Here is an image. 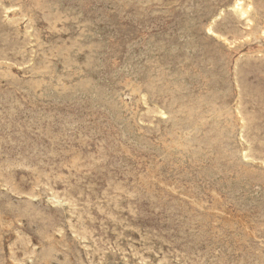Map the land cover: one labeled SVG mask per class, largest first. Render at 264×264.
<instances>
[{"label":"rangeland","instance_id":"obj_1","mask_svg":"<svg viewBox=\"0 0 264 264\" xmlns=\"http://www.w3.org/2000/svg\"><path fill=\"white\" fill-rule=\"evenodd\" d=\"M17 1H19V2H17ZM36 1L37 0H22V1L21 0H0V64H1L0 65L1 66L0 67L1 71L0 72H2V73H0V77H1L0 78V84H1L0 85V99H1L0 100V106H1L0 107V119H1L0 120V155H1L0 156L1 157L0 158V162H2L1 163L2 165H0V167L2 166L0 168V171L2 173V174L0 173V199H2V200H0V202H1L0 203V211H1L0 212V214H1L0 215L1 216L0 217V223H2V224H0V231H3V232H0V238L2 239V240L0 239V244H1L0 245V249L2 248L0 250V252H1V254H0V262L2 261V264H10V263L11 264H15L17 262H18L17 264H39V263L40 264H61V263L62 264H90V263L91 264H104V263L105 264H142V263L143 264H195V263L196 264H198V263L199 264H207L206 262L208 261V264H226V263L227 264H240V261L242 260L241 264H257V263L258 264L259 263L264 264V259L263 260L261 259L262 257L264 258V250H263L264 249V198H263L264 197V189H263L264 188V177H263L264 173H262V172H264V168H263L264 167V88H263L264 87V73H262V71L264 72V57H263V55H264V47H263L264 46V41H263L264 38L263 39H256V42H254L255 38H253V37L251 38V40L247 39L246 33L248 31L247 30L248 27L244 24V22L241 19L237 18V16L235 14H233V12L230 9L227 8V6L229 5V3L232 0H217V1L210 0V4L208 3L209 0H201V1L200 0H195V2L192 0L195 4L193 2H191V0H169V1L167 0V2H166V0H164V1L163 0H147V1L146 0H125V1L124 0H107V1L106 0H76V1L75 0H73V1L72 0H69V1L68 0H51V2H50V0H43V1L42 0H38L37 4H36ZM173 1H175V3ZM178 1H179V4L181 2L180 5L176 3ZM184 1H185V5H183ZM254 1H255L256 5H257V9L259 8L258 9V14H259V18H260V23H264V3L262 4V2H264V1L263 0H261L262 2L260 0H254ZM198 2H199V4H198ZM212 2H213V4H211ZM52 3H53V5H55L54 7H53ZM14 6H16V7H14ZM27 6H28V8H27ZM35 6L36 7L38 6L40 9L38 7H37L38 8L37 9ZM78 6H79V8H78ZM177 6H178V8H177ZM12 7H14V8H12ZM19 7H20L21 11L18 10ZM90 8H91V11H90ZM107 8L110 9V10H108ZM201 8H203V9H201ZM11 9L13 11H9ZM111 9L112 10L114 9V10L112 11ZM166 9H169V10L166 11ZM107 10H108V12H107ZM209 10L211 11V14H210ZM220 10H225L224 15L221 16V17L218 16ZM168 11H170V12H168ZM48 12H49V14H48ZM191 12H193V14ZM189 13H191V14H189ZM29 14H31V15H29ZM54 14H56L58 17L56 15H54ZM4 15H6V16H4ZM25 15H27V18H26ZM145 15H147V17ZM202 15H204V17ZM24 16H25L26 19H24ZM100 16H103V17H100ZM216 16H218L219 18L218 17L216 18ZM11 17L15 19V24L16 25H14V21H13L14 19L12 20ZM75 17L77 18V20H76ZM118 17H119V19H118ZM182 17H183V20L180 19ZM184 17H185V19H184ZM8 18L10 20H8ZM42 18L45 19V21ZM59 18H60L61 21H59ZM65 18H67V20ZM109 18H112V19H109ZM195 18H198V19L195 20ZM210 18H211V20H210ZM30 19H32V20H30ZM46 19H48V20H46ZM53 19H54V23L52 22ZM63 19H64V21H63ZM188 19H189V21H188ZM177 20H178V22H177ZM186 20H187V22H186ZM214 20H215L214 27H215V30L217 31V34L220 35V38H217L216 36L209 34L208 31H207V25L210 22L214 21ZM25 22H27V23H25ZM32 22H33V24H32ZM184 22H186V23H184ZM192 22L194 24L195 23L196 24L194 25ZM52 23L55 24V26ZM78 23H79V25H78ZM48 24H49V26L50 25L51 26L49 27ZM174 24H175V27L177 29L174 27ZM179 24H182L183 28ZM192 24L194 26H192ZM112 25H113V27H112ZM178 25H179V27H178ZM184 25H186V26L184 27ZM198 25L200 26L199 28H198ZM95 26H97V27H95ZM99 26L100 27L102 26L104 28H100ZM61 27L63 28V30H62ZM159 27L160 28L162 27L161 30H160ZM205 27H206V30H205ZM30 28H32V31H31ZM53 28H55V29H53ZM56 28L57 29L60 28V29L57 30ZM65 28H66V30H65ZM81 28H85V29H81ZM104 29L109 34H107L104 31ZM110 29H111V31H110ZM149 29L151 31H149ZM197 29L199 30V32H195V31H198ZM200 29H201V31H200ZM16 30H19L21 34H19L18 33L19 31H16ZM23 30H24V32H23ZM25 30H27V31L25 32ZM33 30H34V32H33ZM36 30H39L41 32L36 31ZM95 30H96V32H95ZM168 30H170L172 32H169ZM129 31H131V32H129ZM160 31H161L162 34L159 33ZM188 31H191V34ZM168 32H169V34H167ZM174 32H177V33L179 32L178 33L179 35L177 33H174ZM25 33L27 34V36H26ZM115 33L118 34V35H116ZM240 33H242V34H240ZM37 34H39L38 37H37ZM82 34H84V35H82ZM87 34H89V36L91 35V36H94V37L93 38L92 37L88 38L89 36ZM95 34H96V36H95ZM174 34H175V36H174ZM188 34H190V35L187 36ZM205 34H207V35H205ZM23 35H24V37H23ZM146 35H148V36L146 37ZM162 35L163 36H167L168 35V37L170 39L166 40L167 37L165 39ZM201 35H203L204 37L201 36ZM30 36H31V38H30ZM83 36H85L84 39H86V40L88 39V40L87 41L83 40ZM108 36H109V38H108ZM111 36H113V37H111ZM157 36H160L161 38L157 37ZM185 36H186V38H185ZM140 37H141V39H140ZM177 37H179V38H177ZM187 37L190 39L189 41H188ZM206 37H208L210 39H208ZM100 38H102V39H100ZM112 38H114V39H112ZM171 38L173 39V41L171 40ZM202 38H204V39H202ZM137 39H139V40H137ZM164 39H165V41H164ZM89 40L90 41L92 40L93 42L91 43ZM129 40H132V43ZM141 40H142V42H140ZM193 40H194V42H192ZM207 40H209L210 42L207 41ZM248 40H249V42H248ZM260 40H262V41H260ZM152 41L155 42L156 44H153ZM167 41H168L169 47L166 48V46H168V44H166ZM190 41H191L192 44H190ZM214 41L216 42V44H215ZM258 41H260V42H258ZM32 42H33V44H29V43H32ZM35 42H37V43L35 44ZM129 42L131 43V45H130ZM148 42L149 43L151 42L150 43L151 45L153 44V45H155L157 47H154L153 45L151 46ZM162 42H164V43H162ZM176 42H177V44H176ZM184 42H185V44H184ZM186 42H188L189 44L186 43ZM241 42H242V45H240ZM40 43H42V44H40ZM86 43L89 46H87ZM103 43H105V44H103ZM113 43L117 44V45H114ZM124 43L127 44V45L126 44L125 45L129 48V50H128V48H126ZM128 43H129V46H128ZM133 43L136 44V45H134ZM143 43L145 44V46H144ZM161 43H162V45H161ZM172 43H173V45H172ZM257 43H260V44L258 45ZM45 44H46V46H45ZM148 44H149V46H148ZM163 45H165V47ZM205 45H207V46H205ZM137 46H139V47H137ZM170 46H172V47H170ZM209 46H210L211 49L209 48ZM211 46L212 47L214 46V47L212 48ZM90 47H93V48H90ZM147 47L148 48L150 47V49L151 48H153V49L149 50ZM182 47H183V49H182ZM56 48H57V50H56ZM77 48L79 49V51H76V50H78ZM159 48H160V51H161L162 48L163 49L165 48V49L164 50L162 49V51L160 52ZM175 48H176V50H175ZM247 48L248 49L250 48V51H248ZM37 49H38V51H37ZM187 49H188V51H187ZM193 49H195V50H193ZM215 49H217V50H215ZM228 49H230L232 51H230ZM31 50L34 51V52H32ZM35 50H36V52H35ZM43 50L44 51L47 50V51L44 52ZM53 50H55V51L53 52ZM127 50H128V52H127ZM131 50H132V52H131ZM144 50L146 52H144ZM169 50H171V51H169ZM196 50H198V51H196ZM89 51H90V53H89ZM168 51L171 52V53H169ZM184 51L185 52L187 51L186 52L187 55L185 54ZM189 51H190V53H189ZM191 51H193V52L191 53ZM211 51H213V52H211ZM221 51H222V53H221ZM245 51H246V53H245ZM4 52H7V53L4 54ZM46 52H47V55L45 54ZM75 52H77V53H75ZM100 52H102V54H104V53L105 54L102 56V54H100ZM249 52H250V54H249ZM87 53H88V55H87ZM118 53H120V54H118ZM139 53H140V55H139ZM165 53H167L168 55L165 54ZM204 53H205V55H204ZM206 53L207 54L208 53L209 54L212 53V54L211 55H209V54L207 55ZM257 53H258V55H257ZM259 53H260V55H259ZM33 54H34V56H33ZM36 54H37V56H36ZM74 54H75V56H74ZM79 54H81V55H79ZM89 54H91L92 56L89 55ZM124 54H125V56H124ZM191 54H193V55H191ZM238 54H242V55L239 56ZM51 55H52V58H51ZM70 55H72V56L70 57ZM94 55H96V56H94ZM163 55H165V56L163 57ZM44 56L47 57V59ZM65 56H67V57H65ZM126 56L129 57V58H127ZM130 56H131V58H130ZM142 56L143 57L146 56V57L143 58ZM157 56H158V59H157ZM172 56H174V57H172ZM73 57H74V59L72 60ZM87 57H89V58H87ZM185 57H186L187 60L185 59ZM192 57L196 58V59H193ZM54 58H56V59L54 60ZM122 58H123V60H122ZM164 58H165V60H164ZM235 58H237L236 61H235ZM133 59H134V62H133ZM149 59H151V60H149ZM217 59L218 60L220 59V60L218 61ZM92 60H93V62H92ZM104 60H105V62H104ZM157 60L159 62V63L157 62L158 64L155 62ZM166 60H168V61H166ZM85 61H88V62L86 63ZM95 61L97 63H95L93 65V63ZM127 61H128V66H127ZM149 61L152 62V63H150V65H149ZM171 61H173L174 63L171 62ZM225 61H227L226 62L227 65H226ZM8 62H10V64ZM81 62L85 63V65L87 64V67H86L87 69H84L85 65L83 63H82L83 65H81L80 64ZM160 62H162V63L160 64ZM166 62H167V64H166ZM178 62H179V64H177ZM210 62L212 64H210ZM260 62H261V65H260ZM47 63L48 64L50 63L48 67H47V65H48ZM73 63L74 64L76 63L75 64L76 66L73 65ZM155 63H156V65H155ZM172 63L174 64V66H173ZM228 63H230V64H228ZM134 64H135V67H134ZM163 64H164V66H163ZM165 64L168 65V66L170 65V66L166 67ZM193 64H194V66H193ZM25 65L26 66L28 65V66L26 67ZM131 65H132L133 68L130 67ZM158 65H159V67H158ZM171 65L173 67H176V68L173 69V67ZM190 65H192V68L193 67H195V68L191 69ZM228 65H229V67H228ZM253 65H255V66H253ZM6 66L7 67L9 66V68H7ZM42 66H43V68H42ZM139 66H140V68H139ZM181 66H183V68ZM220 66H223V67L221 68ZM14 67H15V69H14ZM20 67H22V68L20 69ZM39 67H41V68H39ZM45 67H47V68L45 69ZM99 67L102 68V69H100ZM144 67H146L145 70H144ZM170 67H172V68H170ZM216 67H218V68H216ZM255 67L257 69H255ZM35 68L38 69V70H36ZM75 68H76V70H75ZM151 68H152V70H151ZM5 69H6V71H8V69H9V71L7 72L8 73L7 75L5 74L6 73ZM29 69H31V70H29ZM39 69H41L43 71L41 72V70L39 71ZM114 69H116V70H114ZM137 69H138V71H137ZM171 69H173V70H171ZM179 69H181V70H179ZM182 69H184V70H182ZM194 69H196L195 70L196 72L195 71L193 72ZM199 69H202V71H200ZM230 69H231V71H230ZM88 70H90V71H88ZM162 70H163V72L165 71L164 73L166 75L164 73H162ZM166 70H167V72H166ZM223 70H224V72H222ZM57 71H59V72L57 73ZM76 71H78V73H75ZM120 71H122V72H120ZM146 71H148V72H146ZM185 71H187V73ZM254 71H255V73H254ZM36 72H37L38 76L40 75L39 77L35 74ZM65 72H67V73H65ZM79 72H80V74H79ZM129 72H130V74H129ZM172 72L173 73L174 72H176V73L178 72L179 74L178 73L177 74L174 73V75H176V77H178V78H176L175 76L173 77V75H171V74H173ZM250 72H252L254 74H252ZM31 73H34V74L32 75ZM193 73L195 74L194 76H193ZM11 74H13L12 77H11ZM47 74L49 76H51V77L49 78V76H47ZM77 74H78V76H77ZM100 74H103V75H100ZM108 74L110 76H108ZM140 74H141V76H140ZM162 74H164V75H162ZM190 74H192V75H190ZM4 75H6L8 77V79H6L7 77L4 76ZM9 75H10V77L12 79L14 78L11 82H10L11 78L9 77ZM62 75L63 76L65 75V76L62 77ZM127 75H129V76H127ZM142 75H143V77H142ZM169 75H170V77H168ZM179 75H181V76L183 75L182 77H184V78H182L180 76V78H181L180 79ZM213 75H214V77H213L214 79L212 78ZM14 76H16L17 79ZM32 76H35V77H32ZM56 76H58V77H56ZM97 76H98V78H97ZM159 76H161L160 79H159ZM165 76H167L168 78H166ZM76 77L77 78L79 77V78L77 79ZM127 77H130V78H127ZM157 77H158L159 80L157 79ZM189 77L190 78L192 77V78L189 80ZM200 77H201V79H200ZM220 77L221 78L223 77V80ZM28 78H30V79H28ZM55 79L56 80L58 79L59 83ZM79 79L81 80V82H82V80L84 81V82H82L83 84H81ZM97 79H99V81ZM102 79H103V81H102ZM134 79H136V80H134ZM154 79H156V80H154ZM161 79L164 80L163 83H162ZM235 79L237 80V83L235 82ZM90 80H91V82H89ZM96 80L98 82H100V83L98 84V82H96ZM172 80L174 81V83H173ZM186 80H189V82L186 81ZM205 80L206 81L209 80L208 83H204V82H206ZM217 80H219V81H217ZM249 80L251 82H248ZM252 80H254V81H252ZM34 81L37 84V87H36V85H34ZM72 81H74V82H72ZM127 81L131 82V83H128ZM148 81L150 83H148ZM156 81H158V82H156ZM159 81L163 84V86L161 85V83ZM175 81H177V83H179V85ZM190 81H191V86L192 87H189L190 86ZM220 81H224V82H220ZM53 82H55V83H53ZM47 83H48V85H47ZM137 83H139V84H137ZM175 83L177 84V86H180L181 84H183L182 85L183 88L182 87H178L177 88ZM184 83H186V84H184ZM187 83H189V84H187ZM96 84L98 85V87L96 86ZM126 84H128V85H126ZM166 84H167V86H166ZM168 84H169V87H168ZM197 84H198V86H197ZM222 84L223 85L225 84V85L222 86ZM31 85H34V86H31ZM38 85H39V89L40 90L38 89ZM50 85H51V87H50ZM63 85H65V86H63ZM73 85H74V87H73ZM77 85H79L80 87H78ZM82 85H83L84 88H82ZM135 85H136V87H135ZM143 85H144V87H143ZM76 86H77V88H76ZM121 86L123 87V89H122ZM127 86L130 87V88H128ZM132 86H134L133 87L134 91L132 89ZM185 86H186V88H185ZM199 86H200V89H199ZM46 87L47 88L50 87L49 88L50 91L48 89H46ZM56 87L58 88V89H56L57 91H55V89L54 90L52 89V88H56ZM61 87L62 88L65 87L66 89H64V88L62 89ZM67 87H69V88H67ZM87 87H88V89H87ZM125 87L128 88V89H126ZM210 87H212V88H210ZM220 87H223V88H220ZM4 88H6V89H4ZM28 88H29V90H28ZM102 88L103 89L105 88V89L102 91ZM110 88H111L112 91L110 90ZM136 88H138V89H136ZM154 88H157L159 90H156V89L154 90ZM12 89H14V90H12ZM44 89H46V90H44ZM71 89H73L75 91V93ZM86 89H87V91H85ZM97 89H98V91H97ZM167 89H169V90L167 91ZM171 89H172L173 93L171 92ZM190 89H193V91L190 90ZM201 89L203 90V92L204 91L205 92L203 93ZM51 90H52V92H51ZM78 90H79V92H78ZM89 90H91V91L89 92ZM113 90H114V92L116 91V95H118V96L114 97L115 93L112 94ZM136 90H137V92L140 91V93H137ZM216 90H217V92H216ZM225 90H226V92H225ZM228 90H230V91H228ZM58 91L60 93H58ZM70 91H72V92H70ZM165 91H167V92H165ZM169 91L172 94L168 93ZM56 92H57V94H56ZM62 92L66 96L67 95L68 96L66 97ZM85 92H87V93L85 94ZM130 92L131 93L133 92L132 96H131ZM178 92L179 93L181 92V93L179 94ZM190 92H192L194 94H192ZM218 92L221 93L219 96H221L222 93H223V95L221 97H219V96L216 97V94L218 95ZM109 93H111V94H109ZM135 93H137V94L135 95ZM75 94H77L76 97H74ZM133 94L135 95V97H133ZM144 94H146V96ZM166 94H167V96H165ZM174 94H175V96H174ZM183 94H185V95H183ZM190 94L192 95V97H191ZM199 94H201L203 96H201ZM36 95L40 96V97H37ZM50 95L51 96L54 95V96L50 97ZM128 95H130V96H128ZM210 95H211V97H210ZM59 96H61V97H59ZM99 96H100V99H103L104 97L105 98L103 100H98ZM119 96L121 98H119ZM176 96H178V98ZM184 96H185V98H183ZM199 96H200V98H199ZM223 96H224L225 99L223 98ZM47 97H48V99H47ZM56 97H57V99H56ZM62 97H63V99H62ZM167 97H170V98L167 99ZM187 97H188V99H187ZM208 97H210V98H208ZM226 97H229V98L231 97V98L230 99H228V98L226 99ZM39 98H41V100H39ZM60 98H61V100H60ZM75 98H76V100H75ZM89 98H91V99H89ZM92 98H94V99H92ZM111 98L113 99V101L110 100ZM211 98H213V99H211ZM4 99H5V101H4ZM23 99H25V100L23 101ZM27 99L29 100V102H28ZM95 99H96V101H95ZM194 99H195V101H194ZM196 99H197V101H196ZM10 100H11V102H10ZM55 100H56L57 104L55 103ZM69 100H71V101H69ZM74 100H75V102H74ZM120 100L122 102H120ZM174 100H176V103H174L175 102ZM93 101L95 102V104H94ZM103 101L105 103H103ZM237 101H241L240 104H241V107H242V112H243V114H244V116L246 118V125H247L246 126L247 128L244 130V132L242 134L243 138H241V139H240V134L241 133L240 134L238 133V132H240V130H239L238 125L236 124V117L233 116V115H235L234 107H235V104H236ZM77 102H79V103H77ZM198 102H200V103H198ZM206 102L210 103V104H207ZM222 102H223V104H222ZM225 102L228 103V104H226ZM74 103H75V105H74ZM85 103H87V104H85ZM126 103H127L128 109L126 107ZM195 103H198V104H195ZM212 103H213V105H212ZM214 103H215L216 106L214 105ZM10 104H13V105H10ZM21 104L24 105L25 107L22 106ZM44 104H46V105H44ZM59 104H61V105L59 106ZM112 104H115V105H112ZM133 104H135V105L133 106ZM193 104L195 105V107H193L194 106ZM30 105H32V106H30ZM48 105H49V107H48ZM70 105H71V107H70ZM111 105H112V107L114 106V109L111 107ZM155 105H157V107H155ZM172 105L174 106L173 108H171ZM178 105H179V107H178ZM15 106H16V108H15ZM117 106H119V107H117ZM208 106H209V108H207ZM212 106L216 107V108H212ZM5 107H7V108L5 109ZM217 107H219L218 109H220V110L216 111ZM12 108L14 110H12ZM39 108H40L41 111L39 110ZM179 108H180V110H179ZM197 108L198 109L202 108V109L198 110ZM26 109H28V110H26ZM36 109H38L39 111L36 110ZM42 109H43L44 112H42ZM188 109H190V110H188ZM84 110H86V111H84ZM176 110L177 111L179 110V111L177 112ZM191 110H194L197 113L199 112L200 114L199 113L198 114L203 116L202 118H204V119L201 122V123H203V125H202L203 128L201 127L200 124H198V123L195 124V122H196L195 120H197L198 117L196 119L195 114L193 113L194 111H191ZM208 110H209V112H208ZM222 110H224V112ZM7 111H9V112H7ZM54 111H55V113H54ZM109 111L112 112V113H110ZM120 111H122V112H120ZM125 111H127V112H125ZM189 111H191V112L189 113ZM204 111H206V112H204ZM154 112H155V115L153 114ZM161 112L165 113V115H162ZM215 112H217V113H215ZM219 112H221L220 115H219ZM135 113H136V115H135ZM174 113L175 114L177 113L176 116L174 115ZM179 113H181L183 116L180 115ZM186 113H187V115H186ZM210 113H212V114H210ZM26 114H28V115H26ZM32 114H34V116ZM133 114L135 115V118H134ZM208 114H210V115L204 117V115H208ZM217 114H218V116H217ZM227 114L229 115V117H228ZM231 114H232V116H231ZM246 114H248V115H246ZM114 115H115V118H114ZM188 115H189V117H188ZM214 115H215V117H214ZM12 116H14V117H12ZM49 116H50V118H49ZM91 116H92V119L90 118ZM93 116H95V117H93ZM130 116H131V118H130ZM167 116H168V118H167ZM185 116H187V117H185ZM219 116H221V117H219ZM225 116H226V118H225ZM10 117H11V119H10ZM175 117H176V119H174ZM199 117H201V116H199ZM36 118H38V119H36ZM100 118H101V120H100ZM110 118H112V119H110ZM126 118L127 119L129 118L128 119L129 121H127ZM177 118H179V120ZM227 118L229 119V122L231 121L230 123L227 121L228 120ZM106 119H108V120L106 121ZM210 119H211V121H210ZM218 119H219V121H218ZM132 120H134V121H132ZM174 120H177V122H175ZM212 120H213V124L216 125V126L211 125L212 124ZM95 121H96V123H95ZM97 121L99 123H97ZM206 121H207V124H206ZM214 121H216V122L218 121V122L216 123ZM133 122L136 125V127L133 124ZM139 122H141V123L139 124ZM249 122H251V123H249ZM91 123H93V124H91ZM231 123H233V124L235 123V128H234V125L231 124ZM7 124L10 125V126L8 127ZM124 124H128V125H124ZM76 125H78L80 128L78 126H76ZM90 125H92V126H90ZM194 125L196 127H198V125H199V128H195ZM204 125H205V127H204ZM208 125H209V127H208ZM222 125H223V128L221 127ZM229 125L231 127H228ZM129 126H132V128H133V130L135 132H133L132 128L131 127L129 128ZM179 126H180V129H178ZM187 126H189V127H187ZM95 127H96V129H95L96 131L92 130ZM218 127L221 128L220 129L221 132H220V130H217V129H219ZM114 128H115V130H114ZM122 128H123V130H122ZM170 128H173V129H170ZM36 129H38V131H36ZM207 129H208V131H207ZM223 129H225V130H223ZM231 129H233V130H231ZM109 130L111 131V133L109 132ZM130 130H132V131H130ZM171 130L173 132H170ZM188 130H190V131H188ZM193 130L196 132L195 135H194L195 132ZM45 131H48L50 133L45 132ZM215 131H216V134H215ZM218 131H219V133H218ZM226 131H228V133H225ZM9 132H11V133L9 134ZM63 132H65V133H63ZM187 132H189V135L186 136V139H184V142L186 141V143L184 145L185 146L184 149L183 148L182 149L175 148L174 141L177 140V138L180 136V133L181 134L182 133L186 134ZM30 133H34V135H32ZM45 133L47 134V136H46ZM53 133H55V134H53ZM121 133H122V135H121ZM156 133H158V134H156ZM40 134H42V135H40ZM57 134H59V135L57 136ZM91 134H93V135L91 136ZM110 134H112V135H110ZM133 134H134V137H133ZM142 134H143V136H142ZM184 134L182 136H184ZM222 134H223V136H222ZM68 135H70V136H68ZM103 135H105V136H103ZM165 135H166V137H165ZM174 135H176V139H175ZM230 135H232V136L230 137ZM64 136L67 137L68 139L65 138ZM121 136H122V138H121ZM136 136H137V138H136ZM139 136H142V137L140 138ZM200 136H201V138H200ZM213 136H215L218 140L215 137H213ZM38 137H40V138H38ZM71 137H73V138H71ZM111 137H113V138H111ZM190 137L194 138V140L191 139ZM88 138H91L92 141H91V139H88ZM161 138H162V140H161ZM170 138H171V140H170ZM232 138H234V139H232ZM155 139L158 140V141H156ZM163 139H165V140L163 141ZM197 139L199 140L197 142H199L200 144L199 143H195ZM221 139H223V140L221 141ZM51 140H52V142H51ZM62 140H64L66 143L63 142ZM134 140H136V141H134ZM212 140H214V141L212 142ZM238 140H241V141H238ZM258 140H260V141H258ZM171 141L173 142L172 145H170ZM187 141H188V143H187ZM161 142H163V144ZM234 142H236V143H234ZM17 143H18V145H17ZM119 143H122V144H119ZM166 143H167V145H166ZM83 144L85 145V147L82 146ZM86 144H87V146H86ZM139 144H141V146ZM148 144H149V146H148ZM186 144H188V148H187ZM214 144H215V146H214ZM50 145H52V146H50ZM198 145H199V147L197 148ZM217 145L220 147V149H219V147ZM231 145H233V146H231ZM93 146H95V147H93ZM161 146H163L164 149H162L163 147H161ZM208 146H209V148H211V149L213 148V149L212 150L209 149ZM125 147L129 151L127 149H124ZM227 147H228V149H227ZM235 147L237 149H235ZM15 148H16V150H15ZM99 148H101V149H99ZM192 148L193 149L195 148V149L193 150ZM221 148L225 149V151L224 150L222 151ZM205 149H207V150H205ZM13 150H14V152H13ZM65 150H69V151L66 152ZM73 150L76 151L75 154H74V152H72ZM191 150H192V152H190ZM226 150H227V152L230 150L231 153L230 152L227 153ZM232 150H234V152H232ZM135 151H136V153H135ZM165 151H167V152H165ZM251 151H252V153H251ZM119 152H121V153L119 154ZM179 152H181V153L179 154ZM195 152H197V153L195 154ZM203 152H207V153L209 152V153L207 155V153L205 154ZM223 152H226V154L223 153ZM36 153H38V154H36ZM43 153H44V156H43ZM66 153H68V154H66ZM130 153H132V154H130ZM169 153H170V156L173 154V156L170 157L172 160L168 157ZM199 153H200V155H199ZM201 153H203V155ZM210 153H211V155L213 154L212 155L213 157L211 155H209ZM3 154L6 155V156H4ZM88 154H89V156H88ZM91 154H93L94 156L92 157ZM95 154H97V155H95ZM164 154H165V156H164ZM190 154H191L192 157H190ZM221 154H223V155H221ZM9 155H10V157H9ZM177 155H179L180 157H177ZM217 155H218V157H217ZM227 155H228L229 159L226 157ZM244 155H246L247 158L244 157ZM127 156H128V158H127ZM195 156H196L197 160H196ZM70 157H72V158H70ZM91 157L96 162L94 160L92 161ZM103 157H104L105 161L103 160ZM7 158L9 160H7ZM75 158H77L76 159L77 161L76 160H71V159H75ZM106 158H107V160H106ZM146 158H147V160H146ZM202 158H205V159H202ZM222 158H224V159H222ZM238 158L241 159V160H239ZM22 159H24V160H22ZM151 159H152L151 162H153L152 164L149 161ZM162 159H163V161H162ZM166 159L167 160L169 159L167 161L168 163L166 162ZM217 159H218V161L220 163L217 161ZM82 160H83V162H82ZM175 160H176V162H175ZM199 160H201L200 162L202 164H198ZM203 160H207V161H203ZM210 160H211V162H210ZM8 161L9 162L11 161L13 163L10 164ZM15 161H16V163H15ZM72 161L73 162L76 161V162L73 163ZM97 161H98V163H97ZM103 161H104V163H103ZM177 161H178V164H177ZM192 161L194 163L196 162L198 165L197 164H193ZM226 161L229 163L228 165H227ZM231 161H232V163H231ZM257 161H259V162L257 163ZM65 162H66V164H65ZM214 162H215V164H214ZM5 163H7V164H5ZM23 163H24V165H23ZM77 163H80V164H77ZM154 163L157 164V166L159 167V170L157 169L158 167ZM75 164H77V165H75ZM82 164H84V165L81 166ZM125 164H127V165H125ZM150 164L153 165V166H151ZM160 164H162V166H159ZM169 164H170V167H169ZM204 164H206V165H204ZM21 165H22V167H21ZM69 165H71V166H69ZM74 165H75V168H74ZM123 165H125V166H123ZM137 165H139L140 167L137 166ZM10 166H12V167H10ZM23 166H24V168H23ZM27 166H28V168H27ZM107 166H108V168H107ZM148 166H149V169H148ZM181 166H183L182 169H181ZM202 166H203V168L204 167L205 168L202 169L201 168ZM222 166L224 167V169H223ZM229 166H231V167H229ZM237 166L241 167V168H238ZM243 166H245L244 167L246 169L245 171H244V168L242 169ZM33 167H34V169H32ZM79 167H81V170H78V169H80ZM135 167H137V168H135ZM191 167H192V169H190ZM194 167H195L196 170L193 169ZM26 168H27V170H26ZM83 168H84V170H82ZM197 168H199V169L197 170ZM4 169H6L8 171H6V170L4 171ZM67 169L69 171H66ZM103 169H104V171H102ZM133 169H134V171H133ZM200 169H202L203 172H201ZM237 169H239L238 172H237ZM251 169L253 170L254 173H252ZM42 170H44V171H42ZM74 170H76L77 172L74 171ZM94 170H96V171H94ZM148 170H149V173H148ZM157 170H158V172H156ZM240 170L246 172L247 175L249 173L250 174L248 176H246V173H244L242 171H241V173H239ZM216 171H218V172H216ZM233 171L234 172L236 171V173H234ZM255 171H256V173H255ZM38 172H40V173H38ZM62 172L65 174L66 178L63 177L64 174ZM200 172L202 174H200ZM210 172L212 173V175H211ZM228 172L230 173V175H227V174H229ZM232 172H233V174H232ZM257 172L259 173V175H258ZM87 173H89V174H87ZM108 173H110V174H108ZM122 173L124 174L125 177H127V179L122 175ZM143 173H144V175H143ZM151 173L156 174V175H152ZM208 173H210V175ZM215 173H218V174H216V176H215ZM29 174H30V176H29ZM58 174H60V175H58ZM158 174L161 175L160 176V178H161L160 180H159V175ZM180 174H183V175H180ZM190 174H191V177H190ZM197 174H198V176H197ZM1 175L3 177H1ZM36 175H37L38 178L36 177ZM175 175H176V177H175ZM177 175H178L179 178L177 177ZM231 175H232V177H231ZM172 176L175 177V178H172ZM76 177H78V178H76ZM155 177H157V178H155ZM214 177L217 178V179H215ZM229 177H231V178H229ZM30 178H32V179H30ZM34 178L36 180L37 179L38 180L36 181ZM239 178H240V180L237 181V179H239ZM167 179L168 180L170 179V180L168 181ZM212 179H214V181ZM223 179H224V181H223ZM117 180H119V181H117ZM190 180H192V183H191ZM226 180L227 181L229 180V181L226 183L225 182ZM73 181H74V183H73ZM108 181H111V182H108ZM133 181H136L137 186H135L136 184ZM31 182H33V183L37 182V183L36 184H32ZM116 182H117V184H116ZM132 182H133V184H132ZM199 182H200V184H199ZM237 182L240 183L243 186L237 185L238 184ZM6 183H8V184L6 185ZM138 183H139V188H137L138 187ZM172 183H174V184H172ZM186 183H188V184H186ZM250 183H252L253 185L250 184ZM254 183L256 185H258L259 187L257 186V188H256V185ZM9 184H11V185H9ZM161 184H163L164 186L166 185L165 189H164V186L161 188V186H162ZM190 184H191V186H190ZM228 184H230V185L233 184V185H232V187L230 186V188H229ZM117 185H118V189L119 190L116 189ZM156 185L158 186V188H157ZM168 185H169L170 188L166 189V187ZM202 185H203V188H202ZM227 185H228V187H227ZM31 186H32V188H31ZM35 186H37V188ZM114 186H116V187H114ZM197 186H199V187H197ZM206 186H207V188H206ZM253 186H255V187H253ZM13 187H17V188H13ZM123 187H124V189H123ZM132 187H134V188H132ZM181 187H183V188L181 189ZM226 187L229 188V190ZM27 188H28V190H27ZM112 188H114V189H112ZM177 188H178V190L179 189L181 190V193H180V190L177 191ZM188 188H191V189H188ZM223 188H226L227 190L223 189ZM241 188H242V190H241ZM15 189L16 190L19 189V191L17 190V192H16ZM31 189L33 190V192L31 191ZM122 189H123V192L125 193L124 195L126 197L122 194L123 193ZM143 189H145V191H143ZM163 189H164V191H163ZM187 189H188V191H187ZM203 189H205V191ZM207 189L211 190V191L207 192ZM230 189H231V191H230ZM246 189H248V191ZM126 190L131 192L130 195H129L128 192H126ZM232 190L233 191L235 190V191L232 192ZM152 191H155V193L152 192ZM171 191L172 192L176 191L177 193L179 192V194L175 193L178 196H175V194L171 193ZM213 191H214V193L211 194V192H213ZM227 191L228 192L230 191V193H228ZM244 191H246V192H244ZM19 192H20V194H19ZM26 192H28V193L30 192V193L28 194ZM38 192H39V194H38ZM120 192H122V193H120ZM132 192L134 194H136V195H134ZM184 192L186 193V195L184 194ZM217 192H220V193H217ZM238 192H240V193H238ZM255 192L259 195V199H258V196H257V194ZM1 193H3V194H1ZM24 193L27 194V195L25 196ZM144 193L145 194L147 193V196ZM259 193L260 194L262 193L261 195H263V196H260ZM30 194H31L32 197L31 196L28 197V195H30ZM55 194H56V196H55ZM127 194H128V197H127ZM195 194H197V195L199 194V195L195 196ZM227 194H228V196H227ZM239 194H240V196H239ZM251 194H253V195H251ZM165 195L167 196L166 197L167 199L165 198ZM192 195H194V196H192ZM213 195H217L219 197L213 196ZM243 195H245V196L243 197ZM110 196H112V197H110ZM130 196L132 197V199H131ZM154 196L156 198H154ZM163 196H164L165 199L163 198ZM182 196L183 197L187 196V197H184L186 199L183 200ZM203 196H205V197H203ZM208 196H210V197H208ZM237 196L239 197V199L237 198ZM39 197H41V198L39 199ZM151 197H153V198H151ZM188 197L189 198L191 197V198L189 199ZM192 197H194V198H192ZM127 198L129 200H127ZM157 198H158V200H157ZM162 198H163V200H162ZM203 198L205 200H203ZM216 198H220L219 200H221L222 202L221 201L219 202V200L216 199ZM24 199H25V201H23ZM146 199H147V201H146ZM242 199L244 201H242ZM255 199H256V201L254 202ZM108 200L111 201V204H110V202ZM214 201L216 202V204H215ZM235 201H237V202H235ZM257 201H260V202L257 203ZM177 202H178V204H177ZM196 202H199V204L197 203L198 204L197 205ZM226 202H228V204H226ZM88 203H89V205H88ZM139 203H140V205H139ZM201 203H202V205H201ZM120 204H123V205H120ZM193 204H196V205H193ZM214 204H215V206H214ZM8 205H9V207H8ZM182 205L185 206V207H183ZM200 205H201V207L199 208L198 206H200ZM247 205H248V207H247ZM249 205H251V206H249ZM100 206L102 208H100ZM114 206H116V207H114ZM196 206L199 209L198 208L196 209ZM224 206H226V207H224ZM241 206H243V207H241ZM25 207H27V208H25ZM211 207H212V209H211ZM61 208H62V210H61ZM72 208H74V209H72ZM230 208H232V209H230ZM155 209H157V210H155ZM190 209H192V210H190ZM180 210H182V211H180ZM193 210H195V211H193ZM254 210L255 211L258 210V211L255 212ZM199 211H201V212L199 213ZM130 212H132V213L134 212L133 213L134 215L132 213H130ZM217 212H219V213L216 214ZM241 212H243V213H241ZM9 213H11V214H9ZM210 213L212 214V217H211ZM247 213H249V214H247ZM88 216H90L91 218L88 217ZM107 216H109V217H107ZM204 216H206V217H204ZM226 217H228V218H226ZM62 218L66 219V220H64V219L62 220ZM190 218H191V220H190ZM194 218H198V221L197 220L195 221ZM201 218H202V220H201ZM218 219H220V220H218ZM5 220H7V221H5ZM226 220L228 221V223H227ZM240 221H242V222L239 223ZM248 221L249 222H254V223H249ZM5 222H7L8 224L5 223ZM208 222L210 224L211 223L212 224L215 223L217 225H215V224L212 225L211 224L212 225L211 226ZM73 223H74V225L72 226ZM190 223H191V226H190ZM85 224L88 227L84 226ZM207 224H209V225H207ZM231 224H234V225H232L233 228H232ZM13 225H15L16 227L13 226ZM245 225H248V226H245ZM258 225L259 226L261 225L262 228H261V226L259 227ZM164 226H166V227H164ZM203 226L206 228V230H205V228ZM217 226H220V227H217ZM224 226H225V228H224ZM6 227L10 228L11 230L6 228ZM53 227H54V229H53ZM74 227H75V231L79 230L82 233H80L79 231H78L79 233L78 232L75 233ZM226 227H227V229H226ZM246 227H247L248 233H247L246 230H244V228L246 229ZM31 228H33V229H31ZM66 228H67V230H66ZM111 228H112V230H111ZM87 229H89V230H87ZM171 229H172V231H170ZM190 229H193L194 231L193 230L190 231ZM203 229H204V232H206L205 234L203 233ZM212 229H214V234H213V230ZM254 229H255V231H254ZM85 231L87 232L86 234H85ZM244 231H245V233H242ZM254 232H256V233L254 234ZM208 233H209V235H208ZM234 233L235 234L238 233L239 236L235 235ZM250 233H251V235H250ZM46 234H50V235L46 236ZM80 234L82 236H84L85 238L83 237V239H82V236H79ZM88 234H90V235H88ZM200 234H201L202 237L199 236ZM232 234H234L235 236L233 235V237H231ZM53 235H54L55 238L53 237ZM244 235H246V236H244ZM252 235H254V237H252ZM2 236H3V238H2ZM19 236H21L22 238H19ZM213 236H214V238H216V240H214ZM250 236H251V238H250ZM45 237L46 238L48 237V238L45 239ZM51 237H52V239H51ZM62 237H65V238H62ZM239 237H240V240H239ZM139 238L141 240H139ZM247 238H249V240H247ZM252 238H254V239H252ZM260 238H261V240H259ZM48 239H50V240H48ZM55 239H57V240H55ZM229 239H230V241H228ZM255 239H257L258 241L255 240ZM16 240H19L20 242L19 241H17L18 243L14 242ZM61 240H63L64 242L61 241ZM74 241H76L77 243L74 242ZM260 241L263 244H261ZM13 242L15 244L14 245L15 248L13 246ZM234 242L237 245L233 244ZM38 243H39V246H38ZM208 243L209 244L211 243L213 245H211V244L209 245ZM215 243H216V245H214ZM67 244L70 245V247ZM83 244H84V246H83ZM93 244H94V246H93ZM258 244H260V245H258ZM21 245H22V247H20ZM41 245H42V247H41ZM52 245L54 246V247H51V248H53V250L51 248H49ZM208 245H209V247H206ZM9 246L12 249L11 248L9 249ZM74 246H75V248H74ZM201 246H202V248H201ZM44 247L46 248V250H44L45 249ZM210 247H212V248H210ZM220 247H224V248H220ZM229 247L232 248L230 251L228 250ZM246 247H248V248L250 247V248L246 249ZM252 247H254L255 250L256 249L257 250L254 251V249ZM258 247H260V248H258ZM208 248L210 250H208ZM20 249H22L23 251L20 250ZM67 249H68V251H67ZM219 249H220V251H219ZM260 249H262V250H260ZM15 250H17V251H15ZM54 250H55L56 254L53 253ZM238 250H239V252L240 251L241 252L239 253ZM244 250H245V254H244ZM8 251L10 253H13V252H15V253L10 254V253H8ZM11 251H13V252H11ZM208 251H210V252L208 253ZM213 251H214V253H213ZM246 251H248V252H246ZM257 251L261 252V253L258 254ZM30 252H32V253H30ZM219 252H221V253H219ZM28 253H30L31 256ZM61 253L64 254V255H62ZM255 253L258 256H256ZM7 255H8V257H7ZM9 255L13 256V257L10 258ZM15 256L17 257L18 261L16 260ZM224 256L225 257L227 256L228 258L227 257L225 258ZM53 257H55V258H53ZM64 257H67V258H64ZM8 258H10V259H8ZM212 258H214V259L212 260ZM215 258H216V260H215ZM3 259L4 260L6 259L5 262H4ZM69 259H70V261H68ZM166 259H167V261H166ZM46 260H48V261H46ZM259 260L261 262H259ZM60 261H62V262H60ZM112 261H113V263H112ZM243 261H244V263H243Z\"/></svg>","mask_w":264,"mask_h":264},{"label":"bare ground","instance_id":"obj_2","mask_svg":"<svg viewBox=\"0 0 264 264\" xmlns=\"http://www.w3.org/2000/svg\"><path fill=\"white\" fill-rule=\"evenodd\" d=\"M21 1H22V0H21ZM37 1H38V0H37ZM37 1H36V4H37ZM42 1H43V0H42ZM68 1H69V0H68ZM72 1H73V0H72ZM75 1H76V0H75ZM106 1H107V0H106ZM124 1H125V0H124ZM146 1H147V0H146ZM163 1H164V0H163ZM168 1H169V0H168ZM193 1L195 2V0H193ZM193 1L191 0V2H193ZM200 1H201V0H200ZM215 1H217V0H215ZM260 1H261V0H260ZM263 1H264V0H263ZM17 2H19V1H17ZM50 2H51V0H50ZM70 2H71V1H70ZM98 2H99V1H98ZM117 2H118V1H117ZM166 2H167V0H166ZM170 2H171V1H170ZM173 2L175 3V1H173ZM191 2H190V3H191ZM194 2H193V3H194ZM196 2H197V1H196ZM204 2H205V1H204ZM261 2H262V1H261ZM38 3H39V2H38ZM102 3H103V2H102ZM119 3H120V2H119ZM157 3H158V2H157ZM171 3H172V2H171ZM176 3L179 4V1L176 2ZM200 3H201V2H200ZM208 3L210 4V0H209ZM258 3H259V2H258ZM263 3H264V2H262V4H263ZM24 4H25V3H24ZM46 4H47V3H46ZM59 4H60V3H59ZM61 4H62V3H61ZM79 4H80V3H79ZM81 4H82V3H81ZM152 4H153V3H152ZM165 4H166V3H165ZM165 4H164V5H165ZM180 4H181V2H180ZM180 4H179V5H180ZM194 4H195V3H194ZM198 4H199V2H198ZM206 4H207V3H206ZM211 4H213V2H212ZM216 4H217V3H216ZM259 4H260V3H259ZM12 5H13V4H12ZM38 5H39V4H38ZM52 5H53V3H52ZM95 5H96V4H95ZM108 5H109V4H108ZM147 5H148V4H147ZM162 5H163V4H162ZM166 5H167V4H166ZM174 5H175V4H174ZM183 5H185V1H184ZM192 5H193V4H192ZM41 6H42V5H41ZM47 6H48V5H47ZM54 6H55V5H53V7H54ZM60 6H61V5H60ZM169 6H170V5H169ZM181 6H182V5H181ZM195 6H196V5H195ZM197 6H198V5H197ZM258 6H259V5H258ZM14 7H16V6H14ZM14 7H12V8H14ZM17 7H18V6H17ZM20 7H21V6H20ZM20 7L18 8V10H20ZM35 7H36V6H35ZM37 7H38V6H37ZM37 7H36V8H37ZM105 7H106V6H105ZM157 7H158V6H157ZM162 7H163V6H162ZM167 7H168V6H167ZM199 7H200V6H199ZM211 7H212V6H211ZM27 8H28V6H27ZM27 8H26V9H27ZM29 8H30V7H29ZM31 8H32V7H31ZM38 8H39V7H38ZM38 8H37V9H38ZM44 8H45V7H44ZM78 8H79V6H78ZM91 8H92V7H91ZM91 8H90V11H91ZM101 8H102V7H101ZM109 8H110V7H109ZM170 8H171V7H170ZM177 8H178V6H177ZM180 8H181V7H180ZM207 8H208V7H207ZM207 8H206V9H207ZM209 8H210V7H209ZM227 8L230 9V10L233 12V14H235V15L237 16V18L241 19V20L244 22V24L248 27V29H247L248 31H247V33H246V37H247V39L251 40V38L253 37V38H255V39H254V40H255L254 42H256V39H263V38H264V23H260V18H259V14H258V9H259V8L257 9V5H256V3H255L254 0H232V1L229 3V5L227 6ZM32 9H33V8H32ZM39 9H40V8H39ZM72 9H73V8H72ZM107 9H108V8H107ZM146 9H147V8H146ZM201 9H203V8H201ZM29 10H30V9H29ZM57 10H58V9H57ZM69 10H70V9H69ZM102 10H103V9H102ZM105 10H106V9H105ZM108 10H110V9H108ZM108 10H107V12H108ZM111 10H112V9H111ZM113 10H114V9H113ZM113 10H112V11H113ZM148 10H149V9H148ZM167 10H169V9H166V11H167ZM215 10H216V9H215ZM9 11H13V10L11 9V10H9ZM20 11H21V10H20ZM20 11H19V12H20ZM27 11H28V10H27ZM43 11H44V10H43ZM43 11H42V12H43ZM76 11H77V10H76ZM112 11H111V12H112ZM146 11H147V10H146ZM194 11H195V10H194ZM196 11H197V10H196ZM209 11H210V10H209ZM218 11H219V10H218ZM56 12H57V11H56ZM74 12H75V11H74ZM97 12H98V11H97ZM147 12H148V11H147ZM168 12H170V11H168ZM168 12H167V13H168ZM198 12H199V11H198ZM205 12H206V11H205ZM224 12H225V10H220L218 16H220V17L223 16V15H224ZM25 13H26V12H25ZM57 13H58V12H57ZM72 13H73V12H72ZM75 13H76V12H75ZM75 13H74V14H75ZM191 13L193 14V12H191ZM191 13H189V14H191ZM208 13H209V12H208ZM215 13H216V12H215ZM48 14H49V12H48ZM152 14H153V13H152ZM159 14H160V13H159ZM169 14H170V13H169ZM182 14H183V13H182ZM186 14H187V13H186ZM210 14H211V11H210ZM212 14H213V13H212ZM23 15H24V14H23ZM29 15H31V14H29ZM54 15H56V14H54ZM61 15H62V14H61ZM75 15H76V14H75ZM184 15H185V14H184ZM198 15H199V14H198ZM198 15H197V16H198ZM4 16H6V15H4ZM4 16H3V17H4ZM25 16H26V18H27V15H25ZM25 16H24V19H26ZM52 16H53V15H52ZM56 16H57V15H56ZM77 16H78V15H77ZM80 16H81V15H80ZM97 16H98V15H97ZM121 16H122V15H121ZM145 16L147 17V15H145ZM202 16L204 17V15H202ZM208 16H209V15H208ZM218 16H216V18H217ZM30 17H31V16H30ZM57 17H58V16H57ZM78 17H79V16H78ZM100 17H103V16H100ZM198 17H199V16H198ZM11 18H12V17H11ZM21 18H22V17H21ZM43 18H44V17H43ZM43 18H42V19H43ZM54 18H55V17H54ZM70 18H71V17H70ZM72 18H73V17H72ZM75 18H76V17H75ZM106 18H107V17H106ZM125 18H126V17H125ZM132 18H133V17H132ZM187 18H188V17H187ZM192 18H193V17H192ZM218 18H219V17H218ZM1 19H2V18H1ZM5 19H6V18H5ZM13 19H14V18H12V20H13ZM19 19H20V18H19ZM65 19L67 20V18H65ZM86 19H87V18H86ZM96 19H97V18H96ZM101 19H102V18H101ZM104 19H105V18H104ZM109 19H112V18H109ZM118 19H119V17H118ZM176 19H177V18H176ZM178 19H179V18H178ZM180 19L183 20V17L180 18ZM184 19H185V17H184ZM196 19H198V18H195V20H196ZM202 19H203V18H202ZM8 20H10V19L8 18ZM30 20H32V19H30ZM43 20L45 21V19H43ZM46 20H48V19H46ZM76 20H77V18H76ZM83 20H84V19H83ZM125 20H126V19H125ZM190 20H191V19H190ZM210 20H211V18H210ZM13 21H14V25H16V24H15V19H14ZM40 21H41V20H40ZM57 21H58V20H57ZM59 21H61L60 18H59ZM63 21H64V19H63ZM96 21H97V20H96ZM101 21H102V20H101ZM112 21H113V20H112ZM121 21H122V20H121ZM130 21H131V20H130ZM188 21H189V19H188ZM191 21H192V20H191ZM197 21H198V20H197ZM197 21H196V22H197ZM1 22H2V21H1ZM10 22H11V21H10ZM10 22H9V23H10ZM16 22H17V21H16ZM19 22H20V21H19ZM27 22H28V21H27ZM27 22H25V23H27ZM47 22H48V21H47ZM52 22L54 23V19H53ZM94 22H95V21H94ZM108 22H109V21H108ZM177 22H178V20H177ZM186 22H187V20H186ZM186 22H184V23H186ZM4 23H5V22H4ZM6 23H7V22H6ZM9 23H8V24H9ZM12 23H13V22H12ZM28 23H29V22H28ZM45 23H46V22H45ZM53 23H52V24H53ZM96 23H97V22H96ZM96 23H95V24H96ZM112 23H113V22H112ZM118 23H119V22H118ZM192 23H193V22H192ZM8 24H7V25H8ZM32 24H33V22H32ZM80 24H81V23H80ZM98 24H99V23H98ZM106 24H107V23H106ZM159 24H160V23H159ZM161 24H162V23H161ZM175 24H176V23H175ZM175 24H174V27H175ZM193 24H194V23H193ZM193 24H192V26H194L196 23H195L194 25H193ZM230 24H231V23H230ZM14 25H13V26H14ZM17 25H18V24H17ZM27 25H28V24H27ZM53 25L55 26V24H53ZM78 25H79V23H78ZM96 25H97V24H96ZM104 25H105V24H104ZM114 25H115V24H114ZM122 25H123V24H122ZM122 25H121V26H122ZM179 25H181L182 28H183V25H182V24H179ZM179 25H178V27H179ZM214 25H215V20L212 21V22H210V23L207 25V31H208L209 34L214 35V36H216L217 38H220V35L217 34V31L215 30ZM11 26H12V25H11ZM48 26H49V24H48ZM50 26H51V25H50ZM50 26H49V27H50ZM92 26H93V25H92ZM105 26H106V25H105ZM116 26H117V25H116ZM150 26H151V25H150ZM163 26H164V25H163ZM163 26H162V27H163ZM185 26H186V25H184V27H185ZM187 26H188V25H187ZM189 26H190V25H189ZM203 26H204V25H203ZM223 26H224V25H223ZM14 27H15V26H14ZM29 27H30V26H29ZM95 27H97V26H95ZM99 27H100V26H99ZM106 27H107V26H106ZM108 27H109V26H108ZM112 27H113V25H112ZM124 27H125V26H124ZM162 27H161V28H162ZM190 27H191V26H190ZM196 27H197V26H196ZM199 27H200V26L198 25V28H199ZM240 27H241V26H240ZM19 28H20V27H19ZM47 28H48V27H47ZM61 28H62V27H61ZM100 28H104V27L101 26ZM128 28H129V27H128ZM146 28H147V27H146ZM159 28H160V27H159ZM161 28H160V30H161ZM167 28H168V27H167ZM172 28H173V27H172ZM175 28H176V27H175ZM175 28H174V29H175ZM180 28H181V27H180ZM201 28H202V27H201ZM30 29H31V31H32V28H30ZM35 29H36V28H35ZM50 29H51V28H50ZM50 29H49V30H50ZM53 29H55V28H53ZM56 29H57V28H56ZM58 29H60V28H58ZM58 29H57V30H58ZM81 29H85V28H81ZM81 29H80V30H81ZM107 29H108V28H107ZM165 29H166V28H165ZM176 29H177V28H176ZM178 29H179V28H178ZM191 29H192V28H191ZM202 29H203V28H202ZM62 30H63V28H62ZM65 30H66V28H65ZM112 30H113V29H112ZM171 30H172V29H171ZM181 30H182V29H181ZM192 30H193V29H192ZM197 30H198V29H197ZM205 30H206V27H205ZM16 31H19V30H16ZM26 31H27V30H25V32H26ZM36 31H39V30H36ZM53 31H54V30H53ZM59 31H60V30H59ZM90 31H91V30H90ZM93 31H94V30H93ZM99 31H100V30H99ZM104 31H105V29H104ZM110 31H111V29H110ZM121 31H122V30H121ZM149 31H151V30L149 29ZM168 31H169V32H172V31H170V30H168ZM183 31H184V30H183ZM200 31H201V29H200ZM23 32H24V30H23ZM33 32H34V30H33ZM39 32H41V31H39ZM50 32H51V31H50ZM54 32H55V31H54ZM57 32H58V31H57ZM68 32H69V31H68ZM73 32H74V31H73ZM77 32H78V31H77ZM82 32H83V31H82ZM95 32H96V30H95ZM95 32H94V33H95ZM105 32H106V31H105ZM129 32H131V31H129ZM140 32H141V31H140ZM169 32H168L167 34H169ZM179 32H180V31H179ZM179 32H178V33H179ZM188 32L191 34V31H188ZM195 32H199V30H198V31H195ZM10 33H11V32H10ZM18 33L21 34L20 31H19ZM27 33H28V32H27ZM92 33H93V32H92ZM106 33L109 34L108 32H106ZM159 33H161V31H160ZM164 33H165V32H164ZM174 33H177V32H174ZM178 33H177V34H178ZM186 33H187V32H186ZM192 33H193V32H192ZM25 34H26V33H25ZM25 34H24V35H25ZM35 34H36V33H35ZM65 34H66V33H65ZM78 34H79V33H78ZM115 34H116V33H115ZM161 34H162V33H161ZM182 34H183V33H182ZM190 34H188L187 36H189ZM194 34H195V33H194ZM240 34H242V33H240ZM24 35H23V37H24ZM38 35H39V34H37V37H38ZM82 35H84V34H82ZM87 35L89 36V34H87ZM100 35H101V34H100ZM103 35H104V34H103ZM112 35H113V34H112ZM116 35H118V34H116ZM131 35H132V34H131ZM131 35H130V36H131ZM138 35H139V34H138ZM152 35H153V34H152ZM155 35H156V34H155ZM158 35H159V34H158ZM178 35H179V34H178ZM184 35H185V34H184ZM196 35H197V34H196ZM205 35H207V34H205ZM17 36H18V35H17ZM26 36H27V34H26ZM40 36H41V35H40ZM47 36H48V35H47ZM78 36H79V35H78ZM85 36H86V35H85ZM85 36H83V40H86V39H84ZM88 36H87V37H88ZM95 36H96V34H95ZM97 36H98V35H97ZM104 36H105V35H104ZM114 36H115V35H114ZM127 36H128V35H127ZM127 36H126V37H127ZM142 36H143V35H142ZM147 36H148V35H146V37H147ZM160 36H161V35H160ZM160 36H157V37H160ZM162 36H163V35H162ZM170 36H171V35H170ZM174 36H175V34H174ZM197 36H198V35H197ZM201 36H203V35H201ZM201 36H200V37H201ZM23 37H22V38H23ZM48 37H49V36H48ZM67 37H68V36H67ZM80 37H81V36H80ZM91 37L93 38L94 36H91V35H90L88 38H91ZM98 37H99V36H98ZM98 37H97V38H98ZM111 37H113V36H111ZM115 37H116V36H115ZM136 37H137V36H136ZM163 37H164L165 39H166V37H167L166 40L170 39V38L168 37V35H167V36H163ZM163 37H162V38H163ZM179 37H180V36H179ZM179 37H177V38H179ZM195 37H196V36H195ZM203 37H204V36H203ZM235 37H236V36H235ZM235 37H234V38H235ZM244 37H245V36H244ZM30 38H31V36H30ZM51 38H52V37H51ZM108 38H109V36H108ZM128 38H129V37H128ZM143 38H144V37H143ZM160 38H161V37H160ZM185 38H186V36H185ZM187 38H188V37H187ZM206 38H208V37H206ZM234 38H233V39H234ZM100 39H102V38H100ZM112 39H114V38H112ZM129 39H130V38H129ZM140 39H141V37H140ZM158 39H159V38H158ZM165 39H164V41H165ZM175 39H176V38H175ZM180 39H181V38H180ZM180 39H179V40H180ZM199 39H200V38H199ZM202 39H204V38H202ZM208 39H210V38H208ZM214 39H215V38H214ZM21 40H22V39H21ZM54 40H55V39H54ZM62 40H63V39H62ZM81 40H82V39H81ZM87 40H88V39H87ZM87 40H86V41H87ZM97 40H98V39H97ZM104 40H105V39H104ZM137 40H139V39H137ZM171 40L173 41L172 38H171ZM171 40H170V41H171ZM177 40H178V39H177ZM185 40H186V39H185ZM189 40H190V39L188 38V41H189ZM195 40H196V39H195ZM200 40H201V39H200ZM249 40H248V42H249ZM37 41H38V40H37ZM40 41H41V40H40ZM86 41H85V42H86ZM89 41H90V40H89ZM102 41H103V40H102ZM105 41H106V40H105ZM116 41H117V40H116ZM129 41H131V43H132V40H129ZM181 41H182V40H181ZM202 41H203V40H202ZM207 41H209V40H207ZM220 41H221V40H220ZM232 41H233V40H232ZM260 41H262V40H260ZM260 41H258V42H260ZM263 41H264V40H263ZM90 42L92 43L93 41L91 40ZM106 42H107V41H106ZM106 42H105V43H106ZM134 42H135V41H134ZM140 42H142V40H141ZM158 42H159V41H158ZM158 42H157V43H158ZM182 42H183V41H182ZM192 42H194V40H193ZM198 42H199V41H198ZM200 42H201V41H200ZM203 42H204V41H203ZM209 42H210V41H209ZM214 42H215V41H214ZM248 42H247V43H248ZM254 42H253V43H254ZM36 43H37V42H35V44H36ZM91 43H90V44H91ZM105 43H103V44H105ZM129 43H130V42H129ZM129 43H128V46H129ZM131 43H130V45H131ZM146 43H147V42H146ZM148 43H149V42H148ZM150 43H151V42H150ZM150 43H149V44H150ZM152 43H153V44H156V43L153 42V41H152ZM159 43H160V42H159ZM159 43H158V44H159ZM162 43H164V42H162ZM162 43H161V45H162ZM178 43H179V42H178ZM180 43H181V42H180ZM186 43H188V42H186ZM205 43H206V42H205ZM207 43H208V42H207ZM237 43H238V42H237ZM29 44H33V42H32V43H29ZM35 44H34V45H35ZM40 44H42V43H40ZM113 44H114V43H113ZM125 44H126V43H124V45H125ZM133 44H134V43H133ZM140 44H141V43H140ZM143 44H144V43H143ZM143 44H142V45H143ZM149 44H148V46H149ZM153 44H152V45H153ZM166 44H168V41H167ZM176 44H177V42H176ZM182 44H183V43H182ZM184 44H185V42H184ZM188 44H189V43H188ZM188 44H187V45H188ZM190 44H192L191 41H190ZM195 44H196V43H195ZM199 44H200V43H199ZM199 44H198V45H199ZM215 44H216V42H215ZM257 44L259 45L260 43H257ZM26 45H27V44H26ZM53 45H54V44H53ZM72 45H73V44H72ZM79 45H80V44H79ZM79 45H78V46H79ZM86 45L89 46L87 43H86ZM92 45H93V44H92ZM114 45H117V44H114ZM126 45H127V44H126ZM126 45H125V46H126ZM134 45H136V44H134ZM138 45H139V44H138ZM146 45H147V44H146ZM150 45H151V44H150ZM152 45H151V46H152ZM172 45H173V43H172ZM200 45H201V44H200ZM224 45H225V44H224ZM240 45H242V42H241ZM240 45H239V46H240ZM30 46H31V45H30ZM39 46H40V45H39ZM43 46H44V45H43ZM45 46H46V44H45ZM45 46H44V47H45ZM70 46H71V45H70ZM90 46H91V45H90ZM144 46H145V44H144ZM153 46H154V47H157V46H155V45H153ZM163 46L165 47V45H163ZM163 46H162V47H163ZM183 46H184V45H183ZM190 46H191V45H190ZM190 46H189V47H190ZM205 46H207V45H205ZM214 46H215V45H214ZM214 46H213V47H214ZM254 46H255V45H254ZM260 46H261V45H260ZM26 47H27V46H26ZM26 47H25V48H26ZM50 47H51V46H50ZM68 47H69V46H68ZM81 47H82V46H81ZM81 47H80V48H81ZM85 47H86V46H85ZM113 47H114V46H113ZM133 47H134V46H133ZM137 47H139V46H137ZM167 47H169V44H168V46H166V48H167ZM170 47H172V46H170ZM198 47H199V46H198ZM211 47H212V46H211ZM213 47H212V48H213ZM215 47H216V46H215ZM228 47H229V46H228ZM228 47H227V48H228ZM240 47H241V46H240ZM251 47H252V46H251ZM263 47H264V46H263ZM74 48H75V47H74ZM90 48H93V47H90ZM126 48H128V47L126 46ZM134 48H135V47H134ZM140 48H141V47H140ZM147 48H148V47H147ZM178 48H179V47H178ZM178 48H177V49H178ZM185 48H186V47H185ZM187 48H188V47H187ZM204 48H205V47H204ZM209 48H210V46H209ZM209 48H208V49H209ZM256 48H257V47H256ZM41 49H42V48H41ZM66 49H67V48H66ZM72 49H73V48H72ZM77 49H78V48H77ZM96 49H97V48H96ZM96 49H95V50H96ZM106 49H107V48H106ZM137 49H138V48H137ZM148 49H149V50H152L153 48L150 49V47H149ZM148 49H147V50H148ZM154 49H155V48H154ZM162 49H163V48H162ZM162 49H161V51H162ZM164 49H165V48H164ZM164 49H163V50H164ZM180 49H181V48H180ZM182 49H183V47H182ZM189 49H190V48H189ZM210 49H211V48H210ZM219 49H220V48H219ZM225 49H226V48H225ZM240 49H241V48H240ZM247 49H248V48H247ZM257 49H258V48H257ZM23 50H24V49H23ZM29 50H30V49H29ZM47 50H48V49H47ZM47 50H45V51H47ZM51 50H52V49H51ZM56 50H57V48H56ZM82 50H83V49H82ZM82 50H81V51H82ZM102 50H103V49H102ZM128 50H129V48H128ZM128 50H127V52H128ZM135 50H136V49H135ZM145 50H146V49H145ZM145 50H144V52H146ZM175 50H176V48H175ZM193 50H195V49H193ZM212 50H213V49H212ZM215 50H217V49H215ZM228 50H230V49H228ZM258 50H259V49H258ZM31 51H32V50H31ZM37 51H38V49H37ZM43 51H44V50H43ZM43 51H42V52H43ZM45 51H44V52H45ZM54 51H55V50H53V52H54ZM76 51H79V49L76 50ZM123 51H124V50H123ZM125 51H126V50H125ZM154 51H155V50H154ZM159 51H160V48H159ZM161 51H160V52H161ZM169 51H171V50H169ZM169 51H168V52H169ZM172 51H173V50H172ZM181 51H182V50H181ZM187 51H188V49H187ZM187 51H186V52H187ZM196 51H198V50H196ZM230 51H232V50H230ZM248 51H250V48L248 49ZM261 51H262V50H261ZM8 52H9V51H8ZM11 52H12V51H11ZM32 52H34V51H32ZM35 52H36V50H35ZM39 52H40V51H39ZM93 52H94V51H93ZM131 52H132V50H131ZM163 52H164V51H163ZM179 52H180V51H179ZM184 52H185V51H184ZM186 52H185V54L187 55ZM192 52H193V51H191V53H192ZM199 52H200V51H199ZM208 52H209V51H208ZM211 52H213V51H211ZM233 52H234V51H233ZM236 52H237V51H236ZM257 52H258V51H257ZM5 53H7V52H4V54H5ZM59 53H60V52H59ZM59 53H58V54H59ZM71 53H72V52H71ZM75 53H77V52H75ZM89 53H90V51H89ZM134 53H135V52H134ZM151 53H152V52H151ZM151 53H150V54H151ZM154 53H155V52H154ZM169 53H171V52H169ZM173 53H174V52H173ZM180 53H181V52H180ZM189 53H190V51H189ZM189 53H188V54H189ZM219 53H220V52H219ZM219 53H218V54H219ZM221 53H222V51H221ZM224 53H225V52H224ZM234 53H235V52H234ZM242 53H243V52H242ZM245 53H246V51H245ZM247 53H248V52H247ZM45 54L47 55V52H46ZM51 54H52V53H51ZM66 54H67V53H66ZM85 54H86V53H85ZM85 54H84V55H85ZM100 54H102V52H100ZM104 54H105V53H104ZM104 54H102V56H103ZM118 54H120V53H118ZM126 54H127V53H126ZM128 54H129V53H128ZM137 54H138V53H137ZM143 54H144V53H143ZM145 54H146V53H145ZM147 54H148V53H147ZM159 54H160V53H159ZM159 54H158V55H159ZM163 54H164V53H163ZM165 54H167V53H165ZM193 54H194V53H193ZM193 54H191V55H193ZM197 54H198V53H197ZM206 54H207V53H206ZM208 54H209V53H208ZM208 54H207V55H208ZM211 54H212V53H211ZM211 54H209V55H211ZM213 54H214V53H213ZM243 54H244V53H243ZM249 54H250V52H249ZM249 54H248V55H249ZM255 54H256V53H255ZM53 55H54V54H53ZM79 55H81V54H79ZM87 55H88V53H87ZM89 55H91V54H89ZM109 55H110V54H109ZM139 55H140V53H139ZM141 55H142V54H141ZM148 55H149V54H148ZM167 55H168V54H167ZM167 55H166V56H167ZM171 55H172V54H171ZM177 55H178V54H177ZM182 55H183V54H182ZM182 55H181V56H182ZM189 55H190V54H189ZM202 55H203V54H202ZM204 55H205V53H204ZM221 55H222V54H221ZM221 55H220V56H221ZM229 55H230V54H229ZM238 55L241 56L242 54H238ZM257 55H258V53H257ZM259 55H260V53H259ZM33 56H34V54H33ZM36 56H37V54H36ZM49 56H50V55H49ZM54 56H55V55H54ZM67 56H68V55H67ZM67 56H65V57H67ZM71 56H72V55H70V57H71ZM74 56H75V54H74ZM91 56H92V55H91ZM94 56H96V55H94ZM94 56H93V57H94ZM100 56H101V55H100ZM112 56H113V55H112ZM124 56H125V54H124ZM127 56H128V55H127ZM127 56H126V57H127ZM159 56H160V55H159ZM164 56H165V55H163V57H164ZM194 56H195V55H194ZM224 56H225V55H224ZM231 56H232V55H231ZM239 56H238V57H239ZM249 56H250V55H249ZM42 57H43V56H42ZM44 57H45V56H44ZM142 57H143V56H142ZM144 57H146V56H144ZM144 57H143V58H144ZM167 57H168V56H167ZM169 57H170V56H169ZM172 57H174V56H172ZM190 57H191V56H190ZM195 57H196V56H195ZM198 57H199V56H198ZM198 57H197V58H198ZM201 57H202V56H201ZM203 57H204V56H203ZM263 57H264V55H263ZM45 58L47 59V57H45ZM51 58H52V55H51ZM82 58H83V57H82ZM87 58H89V57H87ZM94 58H95V57H94ZM98 58H99V57H98ZM124 58H125V57H124ZM127 58H129V57H127ZM127 58H126V59H127ZM130 58H131V56H130ZM132 58H133V57H132ZM140 58H141V57H140ZM160 58H161V57H160ZM179 58H180V57H179ZM187 58H188V57H187ZM192 58H193V57H192ZM209 58H210V57H209ZM55 59H56V58H54V60H55ZM73 59H74V57L72 58V60H73ZM83 59H84V58H83ZM92 59H93V58H92ZM157 59H158V56H157ZM161 59H162V58H161ZM168 59H169V58H168ZM174 59H175V58H174ZM185 59H186V57H185ZM193 59H196V58H193ZM202 59H203V58H202ZM221 59H222V58H221ZM236 59H237V58H235V61H236ZM44 60H45V59H44ZM88 60H89V59H88ZM97 60H98V59H97ZM106 60H107V59H106ZM122 60H123V58H122ZM145 60H146V59H145ZM149 60H151V59H149ZM159 60H160V59H159ZM162 60H163V59H162ZM162 60H161V61H162ZM164 60H165V58H164ZM175 60H176V59H175ZM177 60H178V59H177ZM186 60H187V59H186ZM204 60H205V59H204ZM217 60H218V59H217ZM219 60H220V59H219ZM219 60H218V61H219ZM259 60H260V59H259ZM1 61H2V60H1ZM45 61H46V60H45ZM45 61H44V62H45ZM58 61H59V60H58ZM62 61H63V60H62ZM62 61H61V62H62ZM99 61H100V60H99ZM107 61H108V60H107ZM111 61H112V60H111ZM125 61H126V60H125ZM166 61H168V60H166ZM201 61H202V60H201ZM48 62H49V61H48ZM72 62H73V61H72ZM85 62L87 63L88 61H85ZM92 62H93V60H92ZM104 62H105V60H104ZM118 62H119V61H118ZM133 62H134V59H133ZM145 62H146V61H145ZM153 62H154V61H153ZM155 62L157 63L158 60L155 61ZM171 62H173V61H171ZM203 62H204V61H203ZM205 62H206V61H205ZM223 62H224V61H223ZM226 62H227V61H225V63H226ZM6 63H7V62H6ZM8 63L10 64V62H8ZM58 63H59V62H58ZM82 63H83V62H81L80 64H81V65H83V64L85 65V63H83V64H82ZM95 63H97V62L95 61V62L93 63V65H94ZM101 63H102V62H101ZM113 63H114V62H113ZM130 63H131V62H130ZM137 63H138V62H137ZM137 63H136V64H137ZM150 63H152V62L149 61V65H150ZM156 63H155V65H156ZM158 63H159V62H158ZM158 63H157V64H158ZM161 63H162V62H160V64H161ZM163 63H164V62H163ZM173 63H174V62H173ZM173 63H172V64H173ZM180 63H181V62H180ZM194 63H195V62H194ZM47 64H48V63H47ZM47 64H46V65H47ZM49 64H50V63H49ZM49 64L47 65V67L49 66ZM75 64H76V63H75ZM75 64L73 63V65H75ZM90 64H91V63H90ZM99 64H100V63H99ZM115 64H116V63H115ZM124 64H125V63H124ZM140 64H141V63H140ZM166 64H167V62H166ZM166 64H165V66L167 67L168 65H166ZM177 64H179V62H178ZM185 64H186V63H185ZM195 64H196V63H195ZM210 64H212V63L210 62ZM228 64H230V63H228ZM0 65H1V64H0ZM3 65H4V64H3ZM6 65H7V64H6ZM65 65H66V64H65ZM93 65H92V66H93ZM96 65H97V64H96ZM111 65H112V64H111ZM151 65H152V64H151ZM222 65H223V64H222ZM224 65H225V64H224ZM226 65H227V63H226ZM260 65H261V62H260ZM13 66H14V65H13ZM17 66H18V65H17ZM25 66H26V65H25ZM27 66H28V65H27ZM27 66H26V67H27ZM53 66H54V65H53ZM71 66H72V65H71ZM75 66H76V65H75ZM77 66H78V65H77ZM99 66H100V65H99ZM125 66H126V65H125ZM127 66H128V61H127ZM153 66H154V65H153ZM161 66H162V65H161ZM163 66H164V64H163ZM163 66H162V67H163ZM169 66H170V65H169ZM169 66H168V67H169ZM171 66H172V65H171ZM173 66H174V64H173ZM173 66H172V67H173ZM178 66H179V65H178ZM184 66H185V65H184ZM190 66H191V69L195 68V67L192 68V65H190ZM193 66H194V64H193ZM197 66H198V65H197ZM241 66H242V65H241ZM253 66H255V65H253ZM0 67H1V66H0ZM6 67H7V66H6ZM47 67H45V69H46ZM72 67H73V66H72ZM86 67H87V64L85 65V68H84V69H87ZM89 67H90V66H89ZM100 67H101V66H100ZM100 67H99V68H100ZM110 67H111V66H110ZM130 67H132V65H131ZM134 67H135V64H134ZM136 67H137V66H136ZM158 67H159V65H158ZM172 67H170V68H172ZM181 67L183 68V66H181ZM211 67H212V66H211ZM220 67L222 68L223 66H220ZM220 67H219V68H220ZM224 67H225V66H224ZM228 67H229V65H228ZM7 68H9V66H8ZM10 68H11V67H10ZM12 68H13V67H12ZM18 68H19V67H18ZM21 68H22V67H20V69H21ZM31 68H32V67H31ZM39 68H41V67H39ZM42 68H43V66H42ZM50 68H51V67H50ZM69 68H70V67H69ZM73 68H74V67H73ZM81 68H82V67H81ZM126 68H127V67H126ZM126 68H125V69H126ZM132 68H133V67H132ZM139 68H140V66H139ZM145 68H146V67H144V70H145ZM148 68H149V67H148ZM148 68H147V69H148ZM154 68H155V67H154ZM160 68H161V67H160ZM174 68H176V67H173V69H174ZM184 68H185V67H184ZM188 68H189V67H188ZM216 68H218V67H216ZM231 68H232V67H231ZM233 68H234V67H233ZM14 69H15V67H14ZM33 69H34V68H33ZM33 69H32V70H33ZM35 69H36V68H35ZM45 69H44V70H45ZM60 69H61V68H60ZM62 69H63V68H62ZM100 69H102V68H100ZM122 69H123V68H122ZM141 69H142V68H141ZM149 69H150V68H149ZM149 69H148V70H149ZM163 69H164V68H163ZM173 69H171V70H173ZM224 69H225V68H224ZM237 69H238V68H237ZM255 69H257V68L255 67ZM29 70H31V69H29ZM36 70H38V69H36ZM40 70H41V69H39V71H40ZM73 70H74V69H73ZM75 70H76V68H75ZM79 70H80V69H79ZM97 70H98V69H97ZM97 70H96V71H97ZM108 70H109V69H108ZM114 70H116V69H114ZM119 70H120V69H119ZM123 70H124V69H123ZM128 70H129V69H128ZM131 70H132V69H131ZM135 70H136V69H135ZM144 70H143V71H144ZM151 70H152V68H151ZM179 70H181V69H179ZM182 70H184V69H182ZM195 70H196V69H194L193 72H194ZM199 70L202 71V69H199ZM206 70H207V69H206ZM214 70H215V69H214ZM228 70H229V69H228ZM0 71H1V70H0ZM5 71H6V69H5ZM8 71H9V69H8ZM8 71H6V73H5L6 75L8 74V73H7ZM42 71H43V70H41V72H42ZM55 71H56V70H55ZM61 71H62V70H61ZM61 71H60V72H61ZM64 71H65V70H64ZM70 71H71V70H70ZM88 71H90V70H88ZM96 71H95V72H96ZM102 71H103V70H102ZM102 71H101V72H102ZM126 71H127V70H126ZM137 71H138V69H137ZM139 71H140V70H139ZM154 71H155V70H154ZM160 71H161V70H160ZM177 71H178V70H177ZM188 71H189V70H188ZM210 71H211V70H210ZM216 71H217V70H216ZM230 71H231V69H230ZM37 72H38V71H37ZM37 72L35 73L36 75H37ZM45 72H46V71H45ZM58 72H59V71H57V73H58ZM73 72H74V71H73ZM97 72H98V71H97ZM120 72H122V71H120ZM130 72H131V71H130ZM130 72H129V74H130ZM146 72H148V71H146ZM164 72H165V71H164ZM164 72H163V70H162V73H164ZM166 72H167V70H166ZM185 72L187 73V71H185ZM195 72H196V71H195ZM212 72H213V71H212ZM222 72H224V70H223ZM222 72H221V73H222ZM232 72H233V71H232ZM0 73H2V72H0ZM10 73H11V72H10ZM10 73H9V74H10ZM39 73H40V72H39ZM46 73H47V72H46ZM51 73H52V72H51ZM65 73H67V72H65ZM71 73H72V72H71ZM75 73H78V71H76ZM85 73H86V72H85ZM99 73H100V72H99ZM137 73H138V72H137ZM143 73H144V72H143ZM168 73H169V72H168ZM170 73H171V72H170ZM172 73H173V72H172ZM174 73L177 74L178 72H177V73L174 72ZM174 73L171 74V75H173V77H174V76L176 77V75H174ZM180 73H181V72H180ZM198 73H199V72H198ZM204 73H205V72H204ZM250 73H252V72H250ZM254 73H255V71H254ZM254 73H252V74H254ZM262 73H264V72L262 71ZM262 73H261V74H262ZM26 74H27V73H26ZM31 74L33 75L34 73H31ZM31 74H30V75H31ZM55 74H56V73H55ZM73 74H74V73H73ZM79 74H80V72H79ZM116 74H117V73H116ZM133 74H134V73H133ZM145 74H146V73H145ZM148 74H149V73H148ZM164 74H165V73H164ZM164 74H162V75H164ZM178 74H179V73H178ZM181 74H182V73H181ZM188 74H189V73H188ZM188 74H187V75H188ZM216 74H217V73H216ZM242 74H243V73H242ZM6 75H4V76H6ZM12 75H13V74H11V77H12ZM43 75H44V74H43ZM53 75H54V74H53ZM65 75H66V74H65ZM65 75H64V76H65ZM81 75H82V74H81ZM100 75H103V74H100ZM104 75H105V74H104ZM135 75H136V74H135ZM154 75H155V74H154ZM162 75H161V76H162ZM165 75H166V74H165ZM185 75H186V74H185ZM190 75H192V74H190ZM190 75H189V76H190ZM194 75H195V74L193 73V76H194ZM197 75H198V74H197ZM16 76H17V75H16ZM16 76H14V77L16 78ZM24 76H25V75H24ZM24 76H23V77H24ZM26 76H27V75H26ZM28 76H29V75H28ZM37 76H38V75H37ZM39 76H40V75H39ZM39 76H38V77H39ZM47 76H49V75L47 74ZM64 76L62 75V77H64ZM77 76H78V74H77ZM82 76H83V75H82ZM95 76H96V75H95ZM108 76H110V75L108 74ZM127 76H129V75H127ZM140 76H141V74H140ZM161 76H159V79H160ZM180 76H181V75H179V78H180ZM182 76H183V75H182ZM182 76H181V77H182ZM204 76H205V75H204ZM6 77H7V76H6ZM6 77H5V78H6ZM9 77H10V75H9ZM11 77H10V78H11ZM29 77H30V76H29ZM32 77H35V76H32ZM50 77H51V76H49V78H50ZM56 77H58V76H56ZM83 77H84V76H83ZM89 77H90V76H89ZM102 77H103V76H102ZM121 77H122V76H121ZM132 77H133V76H132ZM136 77H137V76H136ZM142 77H143V75H142ZM155 77H156V76H155ZM162 77H163V76H162ZM165 77L168 78V77H170V75H169L168 77H167V76H165ZM213 77H214V75L212 76V78H213ZM217 77H218V76H217ZM0 78H1V77H0ZM5 78H4V79H5ZM54 78H55V77H54ZM59 78H60V77H59ZM76 78H77V77H76ZM78 78H79V77H78ZM78 78H77V79H78ZM85 78H86V77H85ZM92 78H93V77H92ZM97 78H98V76H97ZM103 78H104V77H103ZM109 78H110V77H109ZM109 78H108V79H109ZM127 78H130V77H127ZM134 78H135V77H134ZM176 78H178V77H176ZM182 78H184V77H182ZM187 78H188V77H187ZM191 78H192V77H191ZM191 78L189 77V80H190ZM198 78H199V77H198ZM210 78H211V77H210ZM220 78H221V77H220ZM224 78H225V77H224ZM230 78H231V77H230ZM232 78H233V77H232ZM252 78H253V77H252ZM6 79H8V77H7ZM13 79H14V78H13ZM13 79L11 78L10 82H11ZM16 79H17V78H16ZM28 79H30V78H28ZM60 79H61V78H60ZM63 79H64V78H63ZM65 79H66V78H65ZM70 79H71V78H70ZM88 79H89V78H88ZM124 79H125V78H124ZM149 79H150V78H149ZM157 79H158V77H157ZM159 79H158V80H159ZM162 79H163V78H162ZM162 79H161V80H162ZM180 79H181V78H180ZM194 79H195V78H194ZM200 79H201V77H200ZM206 79H207V78H206ZM213 79H214V78H213ZM221 79L223 80V77H222ZM226 79H227V78H226ZM228 79H229V78H228ZM55 80H56V79H55ZM75 80H76V79H75ZM79 80H80V79H79ZM84 80H85V79H84ZM86 80H87V79H86ZM97 80L99 81V79H97ZM97 80H96V82H98ZM104 80H105V79H104ZM128 80H129V79H128ZM134 80H136V79H134ZM154 80H156V79H154ZM154 80H153V81H154ZM161 80H160V81H161ZM166 80H167V79H166ZM189 80H186V81L189 82ZM20 81H21V80H20ZM51 81H52V80H51ZM56 81H58V79H57ZM56 81H55V82H56ZM65 81H66V80H65ZM93 81H94V80H93ZM100 81H101V80H100ZM102 81H103V79H102ZM109 81H110V80H109ZM143 81H144V80H143ZM153 81H152V82H153ZM160 81H159V82H160ZM163 81H164V80H162V83H163ZM168 81H169V80H168ZM172 81H173V80H172ZM178 81H179V80H178ZM181 81H182V80H181ZM202 81H203V80H202ZM205 81H206V80H205ZM208 81H209V80H207V81L204 82V83H208ZM217 81H219V80H217ZM217 81H216V82H217ZM226 81H227V80H226ZM252 81H254V80H252ZM7 82H8V81H7ZM10 82H9V83H10ZM45 82H46V81H45ZM45 82H44V83H45ZM55 82H53V83H55ZM60 82H61V81H60ZM67 82H68V81H67ZM72 82H74V81H72ZM80 82H81V80H80ZM82 82H84V81L82 80ZM82 82H81V84H83ZM89 82H91V80H90ZM89 82H88V83H89ZM106 82H107V81H106ZM127 82H128V81H127ZM156 82H158V81H156ZM166 82H167V81H166ZM169 82H170V81H169ZM175 82L177 83V81H175ZM195 82H196V81H195ZM195 82H194V83H195ZM199 82H200V81H199ZM220 82H224V81H220ZM232 82H233V81H232ZM232 82H231V83H232ZM235 82L237 83V80H236V79H235ZM248 82H251V81L249 80ZM58 83H59V81H58ZM69 83H70V82H69ZM86 83H87V82H86ZM99 83H100V82H98V84H99ZM107 83H108V82H107ZM122 83H123V82H122ZM128 83H131V82H128ZM132 83H133V82H132ZM135 83H136V82H135ZM135 83H134V84H135ZM148 83H150V82L148 81ZM160 83H161V82H160ZM162 83H161V85L163 86ZM173 83H174V81H173ZM176 83H175V84H176ZM182 83H183V82H182ZM217 83H218V82H217ZM10 84H11V83H10ZM32 84H33V83H32ZM50 84H51V83H50ZM71 84H72V83H71ZM79 84H80V83H79ZM89 84H90V83H89ZM92 84H93V83H92ZM94 84H95V83H94ZM111 84H112V83H111ZM134 84H133V85H134ZM137 84H139V83H137ZM137 84H136V85H137ZM156 84H157V83H156ZM156 84H155V85H156ZM175 84H174V85H175ZM177 84L179 85V83H177ZM177 84H176V87H177V88H178V87H182V85H183V84H181L180 86H177ZM184 84H186V83H184ZM187 84H189V83H187ZM211 84H212V83H211ZM229 84H230V83H229ZM0 85H1V84H0ZM34 85H36V87H37V84L35 83V81H34ZM34 85H31V86H34ZM47 85H48V83H47ZM51 85H52V84H51ZM51 85H50V87H51ZM74 85H75V84H74ZM74 85H73V87H74ZM86 85H87V84H86ZM86 85H85V86H86ZM105 85H106V84H105ZM114 85H115V84H114ZM126 85H128V84H126ZM126 85H125V86H126ZM136 85H135V87H136ZM140 85H141V84H140ZM140 85H139V86H140ZM144 85H145V84H144ZM144 85H143V87H144ZM152 85H153V84H152ZM193 85H194V84H193ZM201 85H202V84H201ZM201 85H200V86H201ZM224 85H225V84H224ZM224 85L222 84V86H224ZM254 85H255V84H254ZM11 86H12V85H11ZM40 86H41V85H40ZM58 86H59V85H58ZM63 86H65V85H63ZM77 86L80 87L79 85H77ZM77 86H76V88H77ZM87 86H88V85H87ZM96 86L98 87L97 84H96ZM100 86H101V85H100ZM103 86H104V85H103ZM129 86H130V85H129ZM162 86H161V87H162ZM166 86H167V84H166ZM197 86H198V84H197ZM197 86H196V87H197ZM200 86H199V89H200ZM204 86H205V85H204ZM214 86H215V85H214ZM229 86H230V85H229ZM237 86H238V85H237ZM255 86H256V85H255ZM50 87H49V88H50ZM70 87H71V86H70ZM88 87H89V86H88ZM88 87H87V89H88ZM104 87H105V86H104ZM106 87H107V86H106ZM112 87H113V86H112ZM121 87H122V86H121ZM127 87H128V86H127ZM130 87H131V86H130ZM130 87H128V88H130ZM133 87H134V86H132V89H133ZM168 87H169V84H168ZM189 87H192V86H191V81H190V86H189ZM189 87H188V88H189ZM49 88L46 87V89H48V90L50 91ZM61 88H62V87H61ZM63 88L66 89L65 87H63ZM63 88H62V89H63ZM67 88H69V87H67ZM76 88H75V89H76ZM82 88H84L83 85H82ZM95 88H96V87H95ZM114 88H115V87H114ZM116 88H117V87H116ZM125 88H126V87H125ZM128 88H126V89H128ZM150 88H151V87H150ZM174 88H175V87H174ZM177 88H176V89H177ZM182 88H183V87H182ZM185 88H186V86H185ZM204 88H205V87H204ZM210 88H212V87H210ZM210 88H209V89H210ZM217 88H218V87H217ZM220 88H223V87H220ZM236 88H237V87H236ZM236 88H235V89H236ZM263 88H264V87H263ZM4 89H6V88H4ZM38 89H39V85H38ZM46 89H44V90H46ZM52 89H53V90L55 89V91H57L56 89H58V88L56 87V88H52ZM78 89H79V88H78ZM87 89H86L85 91H87ZM104 89H105V88H104ZM104 89L102 88V91H103ZM122 89H123V87H122ZM136 89H138V88H136ZM152 89H153V88H152ZM155 89H156V90H159V89H157V88H154V90H155ZM164 89H165V88H164ZM12 90H14V89H12ZM21 90H22V89H21ZM21 90H20V91H21ZM28 90H29V88H28ZM39 90H40V89H39ZM48 90H47V91H48ZM71 90L74 91L73 89H71ZM93 90H94V89H93ZM110 90H111V88H110ZM129 90H130V89H129ZM139 90H140V89H139ZM165 90H166V89H165ZM168 90H169V89H167V91H168ZM190 90L193 91V89H190ZM190 90H189V91H190ZM201 90H202V89H201ZM238 90H239V89H238ZM15 91H16V90H15ZM23 91H24V90H23ZM30 91H31V90H30ZM30 91H29V92H30ZM61 91H62V90H61ZM65 91H66V90H65ZM67 91H68V90H67ZM72 91H70V92H72ZM76 91H77V90H76ZM90 91H91V90H89V92H90ZM97 91H98V89H97ZM107 91H108V90H107ZM111 91H112V90H111ZM111 91H110V92H111ZM117 91H118V90H117ZM133 91H134V89H133ZM152 91H153V90H152ZM167 91H165V92H167ZM197 91H198V90H197ZM212 91H213V90H212ZM223 91H224V90H223ZM228 91H230V90H228ZM228 91H227V92H228ZM235 91H236V90H235ZM51 92H52V90H51ZM53 92H54V91H53ZM78 92H79V90H78ZM80 92H81V91H80ZM82 92H83V91H82ZM128 92H129V91H128ZM136 92H137V90H136ZM155 92H156V91H155ZM161 92H162V91H161ZM165 92H164V93H165ZM171 92L173 93L172 89H171ZM171 92L169 91L168 93H171ZM202 92H203V90H202ZM204 92H205V91H204ZM204 92H203V93H204ZM216 92H217V90H216ZM220 92H221V91H220ZM220 92H218V95L216 94V97L219 96V95L221 94ZM225 92H226V90H225ZM17 93H18V92H17ZM31 93H32V92H31ZM34 93H35V92H34ZM44 93H45V92H44ZM58 93H60V92L58 91ZM62 93H63V92H62ZM74 93H75V91H74ZM76 93H77V92H76ZM86 93H87V92H85V94H86ZM96 93H97V92H96ZM101 93H102V92H101ZM114 93H115V94H114ZM122 93H123V92H122ZM130 93H131V92H130ZM132 93H133V92H132ZM132 93H131V96H132ZM137 93H140V91H138ZM137 93H135V95H136ZM157 93H158V92H157ZM162 93H163V92H162ZM162 93H161V94H162ZM168 93H167V94H168ZM172 93H171V94H172ZM175 93H176V92H175ZM178 93H179V92H178ZM180 93H181V92H180ZM180 93H179V94H180ZM190 93H192V92H190ZM203 93H202V94H203ZM211 93H212V92H211ZM229 93H230V92H229ZM229 93H228V94H229ZM12 94H13V93H12ZM29 94H30V93H29ZM42 94H43V93H42ZM56 94H57V92H56ZM63 94H64V93H63ZM77 94H78V93H77ZM77 94H75L74 97H76ZM91 94H92V93H91ZM94 94H95V93H94ZM103 94H104V93H103ZM103 94H102V95H103ZM106 94H107V93H106ZM109 94H111V93H109ZM112 94H114V97H115V96H118V95H116V91L114 92V90H113V93H112ZM119 94H120V93H119ZM123 94H124V93H123ZM147 94H148V93H147ZM167 94H166L165 96H167ZM192 94H194V93H192ZM214 94H215V93H214ZM225 94H226V93H225ZM228 94H227V95H228ZM232 94H233V93H232ZM38 95H39V94H38ZM40 95H41V94H40ZM60 95H61V94H60ZM64 95H65V94H64ZM64 95H63V96H64ZM73 95H74V94H73ZM83 95H84V94H83ZM92 95H93V94H92ZM120 95H121V94H120ZM135 95L133 94V97H135ZM140 95H141V94H140ZM144 95L146 96V94H144ZM144 95H143V96H144ZM162 95H163V94H162ZM183 95H185V94H183ZM190 95H191V94H190ZM195 95H196V94H195ZM199 95H201V94H199ZM212 95H213V94H212ZM222 95H223V93H222ZM222 95H221V96H222ZM227 95H226V96H227ZM12 96H13V95H12ZM34 96H35V95H34ZM36 96H37V95H36ZM53 96H54V95H53ZM53 96L50 95V97H53ZM65 96H66V95H65ZM67 96H68V95H67ZM67 96H66V97H67ZM104 96H105V95H104ZM112 96H113V95H112ZM128 96H130V95H128ZM174 96H175V94H174ZM201 96H203V95H201ZM221 96H219V97H221ZM224 96H225V95H224ZM224 96H223V98H224ZM228 96H229V95H228ZM230 96H231V95H230ZM237 96H238V95H237ZM239 96H240V95H239ZM32 97H33V96H32ZM37 97H40V96H37ZM45 97H46V96H45ZM48 97H49V96H48ZM48 97H47V99H48ZM57 97H58V96H57ZM57 97H56V99H57ZM59 97H61V96H59ZM87 97H88V96H87ZM92 97H93V96H92ZM108 97H109V96H108ZM110 97H111V96H110ZM150 97H151V96H150ZM176 97L178 98V96H176ZM191 97H192V95H191ZM204 97H205V96H204ZM204 97H203V98H204ZM210 97H211V95H210ZM210 97H208V98H210ZM216 97H215V98H216ZM250 97H251V96H250ZM42 98H43V97H42ZM80 98H81V97H80ZM94 98H95V97H94ZM94 98H92V99H94ZM104 98H105V97H104ZM104 98H103V99H104ZM119 98H121V97L119 96ZM119 98H118V99H119ZM131 98H132V97H131ZM168 98H170V97H167V99H168ZM183 98H185V96H184ZM196 98H197V97H196ZM199 98H200V96H199ZM199 98H198V99H199ZM206 98H207V97H206ZM227 98L230 99L231 97H230V98H229V97H226V99H227ZM62 99H63V97H62ZM89 99H91V98H89ZM103 99H100V96H99V99H98V100H103ZM158 99H159V98H158ZM171 99H172V98H171ZM171 99H170V100H171ZM175 99H176V98H175ZM187 99H188V97H187ZM211 99H213V98H211ZM217 99H218V98H217ZM224 99H225V98H224ZM234 99H235V98H234ZM237 99H238V98H237ZM242 99H243V98H242ZM0 100H1V99H0ZM2 100H3V99H2ZM13 100H14V99H13ZM24 100H25V99H23V101H24ZM27 100H28V99H27ZM39 100H41V98H39ZM60 100H61V98H60ZM75 100H76V98H75ZM75 100H74V102H75ZM80 100H81V99H80ZM105 100H106V99H105ZM105 100H104V101H105ZM110 100L113 101L112 98H111ZM115 100H116V99H115ZM121 100H122V99H121ZM121 100H120V102H122ZM133 100H134V99H133ZM133 100H132V101H133ZM160 100H161V99H160ZM183 100H184V99H183ZM4 101H5V99H4ZM14 101H15V100H14ZM69 101H71V100H69ZM95 101H96V99H95ZM104 101H103V103H105ZM107 101H108V100H107ZM118 101H119V100H118ZM138 101H139V100H138ZM167 101H168V100H167ZM174 101H175L174 103H176V100H174ZM194 101H195V99H194ZM196 101H197V99H196ZM198 101H199V100H198ZM202 101H203V100H202ZM219 101H220V100H219ZM10 102H11V100H10ZM18 102H19V101H18ZM28 102H29V100H28ZM39 102H40V101H39ZM45 102H46V101H45ZM53 102H54V101H53ZM82 102H83V101H82ZM82 102H81V103H82ZM93 102H94V101H93ZM109 102H110V101H109ZM134 102H135V101H134ZM168 102H169V101H168ZM171 102H172V101H171ZM191 102H192V101H191ZM200 102H201V101H200ZM200 102H198V103H200ZM211 102H212V101H211ZM234 102H235V101H234ZM240 102H241V101H237L236 104L234 103V104H235V107H234V113H235V115H233V116L236 117V124L238 125L239 130H240V132H238V133H239V134L241 133V134H240V139H241V138H243V135H242V134H243L244 130L247 128V127H246L247 125H246V118H245V116H244V114H243V112H242V107H241ZM48 103H49V102H48ZM55 103H56V100H55ZM58 103H59V102H58ZM77 103H79V102H77ZM83 103H84V102H83ZM123 103H124V102H123ZM130 103H131V102H130ZM130 103H129V104H130ZM137 103H138V102H137ZM164 103H165V102H164ZM174 103H173V104H174ZM193 103H194V102H193ZM198 103H195V104H198ZM201 103H202V102H201ZM203 103H204V102H203ZM206 103H207V102H206ZM225 103H226V102H225ZM17 104H18V103H17ZM19 104H20V103H19ZM56 104H57V103H56ZM67 104H68V103H67ZM85 104H87V103H85ZM94 104H95V102H94ZM110 104H111V103H110ZM110 104H109V105H110ZM115 104H116V103H115ZM115 104H112V105H115ZM120 104H121V103H120ZM120 104H119V105H120ZM124 104H125V103H124ZM135 104H136V103H135ZM135 104H133V106H134ZM138 104H139V103H138ZM178 104H179V103H178ZM189 104H190V103H189ZM204 104H205V103H204ZM204 104H203V105H204ZM207 104H210V103H207ZM222 104H223V102H222ZM226 104H228V103H226ZM10 105H13V104H10ZM10 105H9V106H10ZM14 105H15V104H14ZM21 105H22V104H21ZM33 105H34V104H33ZM44 105H46V104H44ZM60 105H61V104H59V106H60ZM74 105H75V103H74ZM96 105H97V104H96ZM99 105H100V104H99ZM103 105H104V104H103ZM107 105H108V104H107ZM112 105H111V107H112ZM153 105H154V104H153ZM168 105H169V104H168ZM174 105H175V104H174ZM183 105H184V104H183ZM190 105H191V104H190ZM193 105H194V104H193ZM212 105H213V103H212ZM214 105H215V103H214ZM22 106H24V105H22ZM30 106H32V105H30ZM72 106H73V105H72ZM93 106H94V105H93ZM120 106H121V105H120ZM129 106H130V105H129ZM141 106H142V105H141ZM205 106H206V105H205ZM209 106H210V105H209ZM209 106H208L207 108H209ZM215 106H216V105H215ZM225 106H226V105H225ZM225 106H224V107H225ZM0 107H1V106H0ZM24 107H25V106H24ZM37 107H38V106H37ZM48 107H49V105H48ZM70 107H71V105H70ZM80 107H81V106H80ZM101 107H102V106H101ZM105 107H106V106H105ZM117 107H119V106H117ZM117 107H116V108H117ZM126 107H127V109H128L127 103H126ZM135 107H136V106H135ZM155 107H157V105H155ZM173 107H174V106L172 105L171 108H173ZM178 107H179V105H178ZM183 107H184V106H183ZM189 107H190V106H189ZM193 107H195V105H194ZM193 107H192V108H193ZM224 107H223V108H224ZM6 108H7V107H5V109H6ZM15 108H16V106H15ZM19 108H20V107H19ZM45 108H46V107H45ZM82 108H83V107H82ZM98 108H99V107H98ZM112 108L114 109V106H113ZM120 108H121V107H120ZM123 108H124V107H123ZM131 108H132V107H131ZM187 108H188V107H187ZM192 108H191V109H192ZM207 108H206V109H207ZM212 108H216V107H213V106H212ZM218 108H219V107H217V110H216V111L220 110V109H218ZM231 108H232V107H231ZM231 108H230V109H231ZM29 109H30V108H29ZM87 109H88V108H87ZM101 109H102V108H101ZM110 109H111V108H110ZM129 109H130V108H129ZM133 109H134V108H133ZM138 109H139V108H138ZM138 109H137V110H138ZM140 109H141V108H140ZM175 109H176V108H175ZM182 109H183V108H182ZM197 109H198V108H197ZM199 109H200V108H199ZM199 109H198V110H199ZM201 109H202V108H201ZM201 109H200V110H201ZM232 109H233V108H232ZM10 110H11V109H10ZM12 110H14V109L12 108ZM26 110H28V109H26ZM36 110H38V109H36ZM36 110H35V111H36ZM39 110H40V108H39ZM39 110H38V111H39ZM104 110H105V109H104ZM117 110H118V109H117ZM179 110H180V108H179ZM179 110H178V111H179ZM185 110H186V109H185ZM185 110H184V111H185ZM188 110H190V109H188ZM225 110H226V109H225ZM228 110H229V109H228ZM228 110H227V111H228ZM40 111H41V110H40ZM48 111H49V110H48ZM52 111H53V110H52ZM52 111H51V112H52ZM79 111H80V110H79ZM84 111H86V110H84ZM105 111H106V110H105ZM107 111H108V110H107ZM113 111H114V110H113ZM115 111H116V110H115ZM130 111H131V110H130ZM176 111H177V110H176ZM178 111H177V112H178ZM191 111H194V110H191ZM191 111H189V113H190ZM214 111H215V110H214ZM222 111L224 112V110H222ZM222 111H221V112H222ZM7 112H9V111H7ZM12 112H13V111H12ZM15 112H16V111H15ZM42 112H44L43 109H42ZM109 112H110V111H109ZM120 112H122V111H120ZM125 112H127V111H125ZM133 112H134V111H133ZM151 112H152V111H151ZM186 112H187V111H186ZM204 112H206V111H204ZM208 112H209V110H208ZM210 112H211V111H210ZM212 112H213V111H212ZM221 112H219V115H220ZM232 112H233V111H232ZM17 113H18V112H17ZM54 113H55V111H54ZM54 113H53V114H54ZM63 113H64V112H63ZM110 113H112V112H110ZM136 113H137V112H136ZM136 113H135V115H136ZM161 113H162V112H161ZM181 113H182V112H181ZM181 113H179V114L182 115ZM193 113L195 114L196 119H197V117H198V119L195 120V121H196L195 124L198 123V124H200L201 127H202L203 123H201V122H202L203 119H204V118H202L203 116H202V115H199L200 113L198 112V113H199V114H198L196 111H194ZM215 113H217V112H215ZM89 114H90V113H89ZM107 114H108V113H107ZM114 114H115V113H114ZM140 114H141V113H140ZM153 114L155 115V112H154ZM176 114H177V113H176ZM176 114L174 113L175 116H176ZM210 114H212V113H210ZM210 114H208V115H204V117H205V116H209ZM14 115H15V114H14ZM24 115H25V114H24ZM26 115H28V114H26ZM32 115L34 116V114H32ZM46 115H47V114H46ZM58 115H59V114H58ZM66 115H67V114H66ZM84 115H85V114H84ZM92 115H93V114H92ZM133 115H134V114H133ZM135 115H134V118H135ZM150 115H151V114H150ZM162 115H165V113H162ZM186 115H187V113H186ZM198 115L201 116V117H199ZM221 115H222V114H221ZM225 115H226V114H225ZM227 115H228V114H227ZM246 115H248V114H246ZM2 116H3V115H2ZM33 116H32V117H33ZM42 116H43V115H42ZM88 116H89V115H88ZM98 116H99V115H98ZM110 116H111V115H110ZM120 116H121V115H120ZM128 116H129V115H128ZM131 116H132V115H131ZM131 116H130V118H131ZM182 116H183V115H182ZM217 116H218V114H217ZM222 116H223V115H222ZM231 116H232V114H231ZM12 117H14V116H12ZM93 117H95V116H93ZM99 117H100V116H99ZM104 117H105V116H104ZM165 117H166V116H165ZM173 117H174V116H173ZM185 117H187V116H185ZM188 117H189V115H188ZM210 117H211V116H210ZM214 117H215V115H214ZM219 117H221V116H219ZM228 117H229V115H228ZM8 118H9V117H8ZM17 118H18V117H17ZM34 118H35V117H34ZM49 118H50V116H49ZM82 118H83V117H82ZM86 118H87V117H86ZM90 118L92 119V116H91ZM114 118H115V115H114ZM119 118H120V117H119ZM162 118H163V117H162ZM167 118H168V116H167ZM183 118H184V117H183ZM183 118H182V119H183ZM191 118H192V117H191ZM212 118H213V117H212ZM212 118H211V119H212ZM216 118H217V117H216ZM223 118H224V117H223ZM225 118H226V116H225ZM225 118H224V119H225ZM231 118H232V117H231ZM10 119H11V117H10ZM36 119H38V118H36ZM110 119H112V118H110ZM128 119H129V118H128ZM128 119L126 118L127 121H129ZM174 119H176V117H175ZM177 119L179 120V118H177ZM188 119H189V118H188ZM206 119H207V118H206ZM211 119H210V121H211ZM214 119H215V118H214ZM221 119H222V118H221ZM227 119H228V118H227ZM247 119H248V118H247ZM0 120H1V119H0ZM31 120H32V119H31ZM47 120H48V119H47ZM47 120H46V121H47ZM100 120H101V118H100ZM107 120H108V119H106V121H107ZM113 120H114V119H113ZM138 120H139V119H138ZM153 120H154V119H153ZM234 120H235V119H234ZM7 121H8V120H7ZM19 121H20V120H19ZM29 121H30V120H29ZM102 121H103V120H102ZM120 121H121V120H120ZM132 121H134V120H132ZM132 121H131V122H132ZM174 121L177 122V120H174ZM174 121H173V122H174ZM182 121H183V120H182ZM184 121H185V120H184ZM204 121H205V120H204ZM218 121H219V119H218ZM218 121H217V122H218ZM227 121L229 122V119H228ZM232 121H233V120H232ZM256 121H257V120H256ZM92 122H93V121H92ZM173 122H172V123H173ZM175 122H174V123H175ZM190 122H191V121H190ZM214 122H216V121H214ZM217 122H216V123H217ZM220 122H221V121H220ZM220 122H219V123H220ZM222 122H223V121H222ZM225 122H226V121H225ZM230 122H231V121H230ZM230 122H229V123H230ZM23 123H24V122H23ZM27 123H28V122H27ZM32 123H33V122H32ZM95 123H96V121H95ZM95 123H94V124H95ZM97 123H99V122L97 121ZM102 123H103V122H102ZM117 123H118V122H117ZM121 123H122V122H121ZM123 123H124V122H123ZM140 123H141V122H139V124H140ZM209 123H210V122H209ZM229 123H228V124H229ZM249 123H251V122H249ZM46 124H47V123H46ZM76 124H77V123H76ZM91 124H93V123H91ZM104 124H105V123H104ZM133 124H134V122H133ZM206 124H207V121H206ZM221 124H222V123H221ZM231 124H233V123H231ZM7 125H8V124H7ZM28 125H29V124H28ZM30 125H31V124H30ZM39 125H40V124H39ZM78 125H79V124H78ZM78 125H76V126H78ZM99 125H100V124H99ZM99 125H98V126H99ZM116 125H117V124H116ZM119 125H120V124H119ZM124 125H128V124H124ZM134 125H135V124H134ZM145 125H146V124H145ZM166 125H167V124H166ZM180 125H181V124H180ZM211 125H214V124H213V120H212V124H211ZM224 125H225V124H224ZM233 125H234V128H235V123H234ZM9 126H10V125H8V127H9ZM19 126H20V125H19ZM40 126H41V125H40ZM71 126H72V125H71ZM79 126H80V125H79ZM79 126H78V127H79ZM81 126H82V125H81ZM90 126H92V125H90ZM93 126H94V125H93ZM150 126H151V125H150ZM214 126H216V125H214ZM73 127H74V126H73ZM107 127H108V126H107ZM118 127H119V126H118ZM126 127H127V126H126ZM130 127L132 128V126H129V128H130ZM133 127H134V126H133ZM135 127H136V125H135ZM164 127H165V126H164ZM175 127H176V126H175ZM175 127H174V128H175ZM187 127H189V126H187ZM194 127H195V128H199V125H198V127H196V126L194 125ZM204 127H205V125H204ZM208 127H209V125H208ZM219 127H220V126H219ZM219 127H218V128H219ZM221 127L223 128V125H222ZM226 127H227V126H226ZM226 127H225V128H226ZM228 127H231V126L229 125ZM43 128H44V127H43ZM79 128H80V127H79ZM97 128H98V127H97ZM119 128H120V127H119ZM129 128H128V129H129ZM161 128H162V127H161ZM202 128H203V127H202ZM214 128H215V127H214ZM21 129H22V128H21ZM44 129H45V128H44ZM64 129H65V128H64ZM95 129H96V127H95L94 129H92V130H95ZM98 129H99V128H98ZM100 129H101V128H100ZM105 129H106V128H105ZM111 129H112V128H111ZM124 129H125V128H124ZM128 129H127V130H128ZM136 129H137V128H136ZM162 129H163V128H162ZM164 129H165V128H164ZM170 129H173V128H170ZM178 129H180V126H179ZM220 129H221V128H219V129H217V130H220ZM8 130H9V129H8ZM40 130H41V129H40ZM53 130H54V129H53ZM76 130H77V129H76ZM89 130H90V129H89ZM92 130H91V131H92ZM106 130H107V129H106ZM114 130H115V128H114ZM122 130H123V128H122ZM132 130H133V128H132ZM132 130H130V131H132ZM138 130H139V129H138ZM176 130H177V129H176ZM194 130H195V129H194ZM194 130H193V131H194ZM217 130H216V131H217ZM223 130H225V129H223ZM228 130H229V129H228ZM231 130H233V129H231ZM9 131H10V130H9ZM21 131H22V130H21ZM36 131H38V129H36ZM95 131H96V130H95ZM101 131H102V130H101ZM141 131H142V130H141ZM188 131H190V130H188ZM207 131H208V129H207ZM216 131H215V134H216ZM45 132H48V131H45ZM57 132H58V131H57ZM68 132H69V131H68ZM99 132H100V131H99ZM109 132L111 133L110 130H109ZM109 132H108V133H109ZM118 132H119V131H118ZM126 132H127V131H126ZM133 132H135V131L133 130ZM136 132H137V131H136ZM170 132H173V131L171 130ZM175 132H176V131H175ZM178 132H179V131H178ZM184 132H185V131H184ZM194 132H195V131H194ZM205 132H206V131H205ZM210 132H211V131H210ZM220 132H221V130H220ZM234 132H235V131H234ZM10 133H11V132H9V134H10ZM16 133H17V132H16ZM48 133H50V132H48ZM63 133H65V132H63ZM78 133H79V132H78ZM93 133H94V132H93ZM101 133H102V132H101ZM119 133H120V132H119ZM129 133H130V132H129ZM139 133H140V132H139ZM139 133H138V134H139ZM167 133H168V132H167ZM176 133H177V132H176ZM203 133H204V132H203ZM218 133H219V131H218ZM225 133H228V131H226ZM235 133H236V132H235ZM30 134L34 135V133H30ZM45 134H46V133H45ZM53 134H55V133H53ZM143 134H144V133H143ZM143 134H142V136H143ZM156 134H158V133H156ZM183 134H184V133H182V134L180 133V136L178 135L179 137L177 138V140H176V141L173 140L174 143H175V148H180V149L183 148V149H184V147H185L184 145H185V143H186V141L184 142V139H186V136L189 135V132H187L186 134H184V136H182ZM195 134H196V132L194 133V135H195ZM209 134H210V133H209ZM236 134H237V133H236ZM40 135H42V134H40ZM58 135H59V134H57V136H58ZM77 135H78V134H77ZM92 135H93V134H91V136H92ZM95 135H96V134H95ZM110 135H112V134H110ZM115 135H116V134H115ZM121 135H122V133H121ZM144 135H145V134H144ZM204 135H205V134H204ZM246 135H247V134H246ZM8 136H9V135H8ZM35 136H36V135H35ZM46 136H47V134H46ZM49 136H50V135H49ZM68 136H70V135H68ZM74 136H75V135H74ZM101 136H102V135H101ZM103 136H105V135H103ZM130 136H131V135H130ZM142 136H139V137L141 138ZM151 136H152V135H151ZM167 136H168V135H167ZM174 136H175V139H176V135H174ZM197 136H198V135H197ZM197 136H196V137H197ZM202 136H203V135H202ZM208 136H209V135H208ZM220 136H221V135H220ZM222 136H223V134H222ZM222 136H221V137H222ZM231 136H232V135H230V137H231ZM235 136H236V135H235ZM4 137H5V136H4ZM55 137H56V136H55ZM64 137H65V136H64ZM109 137H110V136H109ZM133 137H134V134H133ZM165 137H166V135H165ZM213 137H215V136H213ZM238 137H239V136H238ZM238 137H237V138H238ZM250 137H251V136H250ZM2 138H3V137H2ZM10 138H11V137H10ZM38 138H40V137H38ZM46 138H47V137H46ZM65 138H67V137H65ZM65 138H64V139H65ZM71 138H73V137H71ZM75 138H76V137H75ZM84 138H85V137H84ZM93 138H94V137H93ZM111 138H113V137H111ZM116 138H117V137H116ZM121 138H122V136H121ZM136 138H137V136H136ZM171 138H172V137H171ZM171 138H170V140H171ZM173 138H174V137H173ZM190 138H191V137H190ZM200 138H201V136H200ZM215 138H216V137H215ZM234 138H235V137H234ZM234 138H232V139H234ZM53 139H54V138H53ZM67 139H68V138H67ZM80 139H81V138H80ZM82 139H83V138H82ZM86 139H87V138H86ZM88 139H91V138H88ZM191 139L194 140V138H191ZM212 139H213V138H212ZM216 139H217V138H216ZM224 139H225V138H224ZM229 139H230V138H229ZM9 140H10V139H9ZM17 140H18V139H17ZM56 140H57V139H56ZM75 140H76V139H75ZM153 140H154V139H153ZM155 140H156V139H155ZM161 140H162V138H161ZM164 140H165V139H163V141H164ZM187 140H188V139H187ZM217 140H218V139H217ZM222 140H223V139H221V141H222ZM62 141L65 142L64 140H62ZM73 141H74V140H73ZM91 141H92V139H91ZM102 141H103V140H102ZM107 141H108V140H107ZM130 141H131V140H130ZM134 141H136V140H134ZM156 141H158V140H156ZM188 141H189V140H188ZM188 141H187V143H188ZM197 141H199V140L197 139L195 143H199V142H197ZM213 141H214V140H212V142H213ZM227 141H228V140H227ZM231 141H232V140H231ZM233 141H234V140H233ZM238 141H241V140H238ZM258 141H260V140H258ZM51 142H52V140H51ZM97 142H98V141H97ZM117 142H118V141H117ZM123 142H124V141H123ZM150 142H151V141H150ZM169 142H170V141H169ZM189 142H190V141H189ZM191 142H192V141H191ZM229 142H230V141H229ZM245 142H246V141H245ZM261 142H262V141H261ZM61 143H62V142H61ZM65 143H66V142H65ZM69 143H70V142H69ZM73 143H74V142H73ZM100 143H101V142H100ZM104 143H105V142H104ZM159 143H160V142H159ZM161 143L163 144V142H161ZM195 143H194V144H195ZM209 143H210V142H209ZM234 143H236V142H234ZM250 143H251V142H250ZM1 144H2V143H1ZM4 144H5V143H4ZM11 144H12V143H11ZM22 144H23V143H22ZM81 144H82V143H81ZM101 144H102V143H101ZM119 144H122V143H119ZM124 144H125V143H124ZM154 144H155V143H154ZM172 144H173V142L171 141V144H170V145H172ZM189 144H190V143H189ZM199 144H200V143H199ZM211 144H212V143H211ZM229 144H230V143H229ZM239 144H240V143H239ZM241 144H242V143H241ZM244 144H245V143H244ZM246 144H247V143H246ZM257 144H258V143H257ZM17 145H18V143H17ZM31 145H32V144H31ZM67 145H68V144H67ZM99 145H100V144H99ZM126 145H127V144H126ZM134 145H135V144H134ZM139 145L141 146V144H139ZM164 145H165V144H164ZM166 145H167V143H166ZM186 145H187V148H188V144H186ZM190 145H191V144H190ZM248 145H249V144H248ZM50 146H52V145H50ZM82 146L85 147L84 144H83ZM86 146H87V144H86ZM88 146H89V145H88ZM137 146H138V145H137ZM148 146H149V144H148ZM155 146H156V145H155ZM157 146H158V145H157ZM214 146H215V144H214ZM217 146H218V145H217ZM228 146H229V145H228ZM231 146H233V145H231ZM231 146H230V147H231ZM2 147H3V146H2ZM12 147H13V146H12ZM18 147H19V146H18ZM18 147H17V148H18ZM43 147H44V146H43ZM68 147H69V146H68ZM93 147H95V146H93ZM101 147H102V146H101ZM115 147H116V146H115ZM143 147H144V146H143ZM143 147H142V148H143ZM161 147H163V146H161ZM198 147H199V145L197 146V148H198ZM218 147H219V146H218ZM41 148H42V147H41ZM90 148H91V147H90ZM102 148H103V147H102ZM147 148H148V147H147ZM171 148H172V147H171ZM173 148H174V147H173ZM190 148H191V147H190ZM206 148H207V147H206ZM208 148H209V146H208ZM241 148H242V147H241ZM251 148H252V147H251ZM5 149H6V148H5ZM74 149H75V148H74ZM78 149H79V148H78ZM99 149H101V148H99ZM118 149H119V148H118ZM122 149H123V148H122ZM122 149H121V150H122ZM124 149H127V148L125 147ZM152 149H153V148H152ZM162 149H164V147H163ZM185 149H186V148H185ZM192 149H193V148H192ZM194 149H195V148H194ZM194 149H193V150H194ZM201 149H202V148H201ZM209 149H211V148H209ZM212 149H213V148H212ZM212 149H211V150H212ZM219 149H220V147H219ZM221 149H222V151H223V150L225 151V149H223V148H221ZM227 149H228V147H227ZM235 149H237V148L235 147ZM239 149H240V148H239ZM239 149H238V150H239ZM15 150H16V148H15ZM27 150H28V149H27ZM38 150H39V149H38ZM95 150H96V149H95ZM127 150H128V149H127ZM127 150H126V151H127ZM169 150H170V149H169ZM205 150H207V149H205ZM7 151H8V150H7ZM18 151H19V150H18ZM65 151L67 152V151H69V150H65ZM77 151H78V150H77ZM81 151H82V150H81ZM98 151H99V150H98ZM104 151H105V150H104ZM104 151H103V152H104ZM128 151H129V150H128ZM149 151H150V150H149ZM172 151H173V150H172ZM183 151H184V150H183ZM188 151H189V150H188ZM220 151H221V150H220ZM222 151H221V152H222ZM235 151H236V150H235ZM3 152H4V151H3ZM8 152H9V151H8ZM13 152H14V150H13ZM16 152H17V151H16ZM19 152H20V151H19ZM72 152H74V154H75L76 151L73 150ZM96 152H97V151H96ZM165 152H167V151H165ZM184 152H185V151H184ZM190 152H192V150H191ZM213 152H214V151H213ZM213 152H212V153H213ZM216 152H217V151H216ZM226 152H227V150H226ZM226 152H223V153L226 154ZM228 152H230V150H229ZM228 152H227V153H228ZM232 152H234V150H232ZM237 152H238V151H237ZM248 152H249V151H248ZM5 153H6V152H5ZM27 153H28V152H27ZM70 153H71V152H70ZM86 153H87V152H86ZM88 153H89V152H88ZM98 153H99V152H98ZM98 153H97V154H98ZM104 153H105V152H104ZM120 153H121V152H119V154H120ZM135 153H136V151H135ZM135 153H134V154H135ZM137 153H138V152H137ZM174 153H175V152H174ZM180 153H181V152H179V154H180ZM196 153H197V152H195V154H196ZM203 153L206 154L207 152H203ZM203 153H201V154L203 155ZM208 153H209V152H208ZM208 153H207V155H208ZM230 153H231V152H230ZM239 153H240V152H239ZM251 153H252V151H251ZM6 154H7V153H6ZM36 154H38V153H36ZM66 154H68V153H66ZM72 154H73V153H72ZM80 154H81V153H80ZM80 154H79V155H80ZM83 154H84V153H83ZM97 154H95V155H97ZM130 154H132V153H130ZM139 154H140V153H139ZM165 154H166V153H165ZM165 154H164V156H165ZM175 154H176V153H175ZM191 154H192V153H191ZM191 154H190V157H192ZM195 154H194V155H195ZM218 154H219V153H218ZM225 154H224V155H225ZM232 154H233V153H232ZM236 154H237V153H236ZM240 154H241V153H240ZM262 154H263V153H262ZM3 155H4V154H3ZM14 155H15V154H14ZM20 155H21V154H20ZM20 155H19V156H20ZM84 155H85V154H84ZM101 155H102V154H101ZM128 155H129V154H128ZM154 155H155V154H154ZM192 155H193V154H192ZM199 155H200V153H199ZM202 155H201V156H202ZM209 155H211V153H210ZM212 155H213V154H212ZM212 155H211V156H212ZM221 155H223V154H221ZM233 155H234V154H233ZM0 156H1V155H0ZM4 156H6V155H4ZM4 156H3V157H4ZM7 156H8V155H7ZM29 156H30V155H29ZM35 156H36V155H35ZM41 156H42V155H41ZM43 156H44V153H43ZM80 156H81V155H80ZM88 156H89V154H88ZM91 156L93 157L94 155L91 154ZM102 156H103V155H102ZM102 156H101V157H102ZM104 156H105V155H104ZM164 156H163V157H164ZM167 156H168V155H167ZM171 156H173V154H172ZM171 156H170V153H169V156H168V157L170 158ZM238 156H239V155H238ZM247 156H248V155H247ZM9 157H10V155H9ZM24 157H25V156H24ZM74 157H75V156H74ZM84 157H85V156H84ZM92 157H91V159H92ZM107 157H108V156H107ZM130 157H131V156H130ZM141 157H142V156H141ZM154 157H155V156H154ZM175 157H176V156H175ZM177 157H180V156L177 155ZM184 157H185V156H184ZM212 157H213V156H212ZM217 157H218V155H217ZM224 157H225V156H224ZM226 157L228 158V155H227ZM226 157H225V158H226ZM239 157H240V156H239ZM242 157H243V156H242ZM244 157H246V155H244ZM0 158H1V157H0ZM20 158H21V157H20ZM61 158H62V157H61ZM64 158H65V157H64ZM66 158H67V157H66ZM70 158H72V157H70ZM89 158H90V157H89ZM122 158H123V157H122ZM127 158H128V156H127ZM150 158H151V157H150ZM156 158H157V157H156ZM160 158H161V157H160ZM193 158H194V157H193ZM195 158H196V156H195ZM205 158H206V157H205ZM205 158H202V159H205ZM227 158H226V159H227ZM230 158H231V157H230ZM246 158H247V157H246ZM5 159H6V158H5ZM5 159H4V160H5ZM12 159H13V158H12ZM76 159H77V158H75V159H71V160H76ZM85 159H86V158H85ZM111 159H112V158H111ZM120 159H121V158H120ZM132 159H133V158H132ZM132 159H131V160H132ZM170 159H171V158H170ZM206 159H207V158H206ZM208 159H209V158H208ZM222 159H224V158H222ZM228 159H229V158H228ZM231 159H232V158H231ZM234 159H235V158H234ZM238 159H239V158H238ZM248 159H249V158H248ZM4 160H3V161H4ZM7 160H9V159L7 158ZM7 160H6V161H7ZM15 160H16V159H15ZM22 160H24V159H22ZM79 160H80V159H79ZM83 160H84V159H83ZM83 160H82V162H83ZM88 160H89V159H88ZM93 160H94V159H92V161H93ZM100 160H101V159H100ZM103 160H104V157H103ZM106 160H107V158H106ZM146 160H147V158H146ZM157 160H158V159H157ZM168 160H169V159H168ZM168 160L166 159V162H167ZM171 160H172V159H171ZM171 160H170V161H171ZM196 160H197V158H196ZM196 160H195V161H196ZM214 160H215V159H214ZM239 160H241V159H239ZM256 160H257V159H256ZM26 161H27V160H26ZM66 161H67V160H66ZM76 161H77V160H76ZM76 161H75V162H76ZM80 161H81V160H80ZM94 161H95V160H94ZM101 161H102V160H101ZM104 161H105V160H104ZM104 161H103V163H104ZM149 161L151 162L152 159L149 160ZM149 161H148V162H149ZM162 161H163V159H162ZM178 161H179V160H178ZM178 161H177V164H178ZM200 161H201V160H199V162H200ZM203 161H207V160H203ZM217 161H218V159H217ZM222 161H223V160H222ZM237 161H238V160H237ZM244 161H245V160H244ZM244 161H243V162H244ZM4 162H5V161H4ZM8 162H9V161H8ZM39 162H40V161H39ZM43 162H44V161H43ZM43 162H42V163H43ZM69 162H70V161H69ZM69 162H68V163H69ZM72 162H73V161H72ZM75 162H73V163H75ZM95 162H96V161H95ZM127 162H128V161H127ZM156 162H157V161H156ZM164 162H165V161H164ZM175 162H176V160H175ZM184 162H185V161H184ZM192 162H193V161H192ZM199 162H198V164H202L201 162H200V163H199ZM210 162H211V160H210ZM218 162H219V161H218ZM226 162H227V161H226ZM235 162H236V161H235ZM238 162H239V161H238ZM238 162H237V163H238ZM258 162H259V161H257V163H258ZM1 163H2V162H0V165H2ZM9 163L11 164V163H13V162L10 161ZM15 163H16V161H15ZM21 163H22V162H21ZM97 163H98V161H97ZM116 163H117V162H116ZM152 163H153V162H151V164H152ZM167 163H168V162H167ZM185 163H186V162H185ZM185 163H184V164H185ZM187 163H188V162H187ZM206 163H207V162H206ZM219 163H220V162H219ZM219 163H218V164H219ZM231 163H232V161H231ZM233 163H234V162H233ZM246 163H247V162H246ZM5 164H7V163H5ZM19 164H20V163H19ZM39 164H40V163H39ZM46 164H47V163H46ZM46 164H45V165H46ZM65 164H66V162H65ZM77 164H80V163H77ZM77 164H75V165H77ZM86 164H87V163H86ZM86 164H85V165H86ZM90 164H91V163H90ZM121 164H122V163H121ZM123 164H124V163H123ZM138 164H139V163H138ZM151 164H150V165H151ZM154 164H155V163H154ZM162 164H163V163H162ZM162 164H160L159 166H162ZM170 164H171V163H170ZM170 164H169V167H170ZM180 164H181V163H180ZM189 164H190V163H189ZM193 164H197V163H196V162H195V163L193 162ZM198 164H197V165H198ZM214 164H215V162H214ZM228 164H229V163L227 162V165H228ZM239 164H240V163H239ZM23 165H24V163H23ZM54 165H55V164H54ZM63 165H64V164H63ZM75 165H74V168H75ZM83 165H84V164H82L81 166H83ZM95 165H96V164H95ZM106 165H107V164H106ZM125 165H127V164H125ZM125 165H123V166H125ZM139 165H140V164H139ZM139 165H137V166H139ZM155 165L157 166V164H155ZM171 165H172V164H171ZM173 165H174V164H173ZM175 165H176V164H175ZM204 165H206V164H204ZM220 165H221V164H220ZM236 165H237V164H236ZM241 165H242V164H241ZM3 166H4V165H3ZM15 166H16V165H15ZM15 166H14V167H15ZM30 166H31V165H30ZM69 166H71V165H69ZM78 166H79V165H78ZM87 166H88V165H87ZM87 166H86V167H87ZM91 166H92V165H91ZM151 166H153V165H151ZM223 166H224V165H223ZM223 166H222V167H223ZM247 166H248V165H247ZM1 167H2V166H1ZM1 167H0V168H1ZM10 167H12V166H10ZM21 167H22V165H21ZM31 167H32V166H31ZM52 167H53V166H52ZM72 167H73V166H72ZM98 167H99V166H98ZM139 167H140V166H139ZM157 167H158V166H157ZM182 167H183V166H181V169H182ZM209 167H210V166H209ZM220 167H221V166H220ZM229 167H231V166H229ZM234 167H235V166H234ZM237 167H238V166H237ZM244 167H245V166H243L242 169H243ZM23 168H24V166H23ZM27 168H28V166H27ZM27 168H26V170H27ZM29 168H30V167H29ZM45 168H46V167H45ZM63 168H64V167H63ZM77 168H78V167H77ZM79 168H80V169H78V170H81V167H79ZM107 168H108V166H107ZM135 168H137V167H135ZM150 168H151V167H150ZM173 168H174V167H173ZM199 168H200V167H199ZM199 168H197V170H198ZM201 168L204 169L205 167L203 168V166H202ZM217 168H218V167H217ZM238 168H241V167H238ZM246 168H247V167H246ZM250 168H251V167H250ZM263 168H264V167H263ZM30 169H31V168H30ZM32 169H34V167H33ZM64 169H65V168H64ZM68 169H69V168H68ZM68 169H67L66 171H69ZM101 169H102V168H101ZM148 169H149V166H148ZM157 169L159 170V167H158ZM190 169H192V167H191ZM193 169H195V167H194ZM202 169H200L201 172H203ZM223 169H224V167H223ZM230 169H231V168H230ZM248 169H249V168H248ZM5 170H6V169H4V171H5ZM11 170H12V169H11ZM13 170H14V169H13ZM18 170H19V169H18ZM82 170H84V168H83ZM92 170H93V169H92ZM99 170H100V169H99ZM146 170H147V169H146ZM158 170H157L156 172H158ZM179 170H180V169H179ZM195 170H196V169H195ZM206 170H207V169H206ZM218 170H219V169H218ZM238 170H239V169H237V172H238ZM245 170H246V169L244 168V171H245ZM6 171H8V170H6ZM42 171H44V170H42ZM74 171H76V170H74ZM94 171H96V170H94ZM94 171H93V172H94ZM102 171H104V169H103ZM133 171H134V169H133ZM137 171H138V170H137ZM168 171H169V170H168ZM170 171H171V170H170ZM209 171H210V170H209ZM241 171H242V170H240L239 173H241ZM244 171H242V172H244ZM251 171H252V173H254L252 169H251ZM251 171H250V172H251ZM257 171H258V170H257ZM76 172H77V171H76ZM89 172H90V171H89ZM144 172H145V171H144ZM151 172H152V171H151ZM201 172H200V174H202ZM216 172H218V171H216ZM225 172H226V171H225ZM233 172H234V171H233ZM233 172H232V174H233ZM259 172H260V171H259ZM261 172H262V171H261ZM0 173H1V171H0ZM4 173H5V172H4ZM12 173H13V172H12ZM12 173H11V174H12ZM38 173H40V172H38ZM50 173H51V172H50ZM62 173H63V172H62ZM79 173H80V172H79ZM97 173H98V172H97ZM125 173H126V172H125ZM128 173H129V172H128ZM148 173H149V170H148ZM159 173H160V172H159ZM162 173H163V172H162ZM174 173H175V172H174ZM195 173H196V172H195ZM198 173H199V172H198ZM210 173H211V172H210ZM210 173H208V174L210 175ZM219 173H220V172H219ZM221 173H222V172H221ZM228 173H229V172H228ZM234 173H236V171H235ZM244 173H246V172H244ZM255 173H256V171H255ZM257 173H258V172H257ZM262 173H264V172H262ZM1 174H2V173H1ZM6 174H7V173H6ZM63 174H64V173H63ZM87 174H89V173H87ZM99 174H100V173H99ZM108 174H110V173H108ZM139 174H140V173H139ZM141 174H142V173H141ZM151 174H152V175H156V174H153V173H151ZM184 174H185V173H184ZM192 174H193V173H192ZM213 174H214V173H213ZM216 174H218V173H215V176H216ZM249 174H250V173H249ZM249 174H248V175H249ZM58 175H60V174H58ZM61 175H62V174H61ZM81 175H82V174H81ZM122 175L124 176L123 173H122ZM130 175H131V174H130ZM143 175H144V173H143ZM158 175H159V174H158ZM173 175H174V174H173ZM180 175H183V174H180ZM180 175H179V176H180ZM186 175H187V174H186ZM186 175H185V176H186ZM205 175H206V174H205ZM211 175H212V173H211ZM227 175H230V173L227 174ZM234 175H235V174H234ZM242 175H243V174H242ZM248 175H247V173H246V176H248ZM258 175H259V173H258ZM261 175H262V174H261ZM263 175H264V174H263ZM4 176H5V175H4ZM8 176H9V175H8ZM23 176H24V175H23ZM27 176H28V175H27ZM29 176H30V174H29ZM29 176H28V177H29ZM32 176H33V175H32ZM135 176H136V175H135ZM147 176H148V175H147ZM150 176H151V175H150ZM160 176H161V175H159V180L161 179ZM197 176H198V174H197ZM197 176H196V177H197ZM203 176H204V175H203ZM206 176H207V175H206ZM218 176H219V175H218ZM1 177H3V176L1 175ZM34 177H35V176H34ZM36 177H37V175H36ZM63 177H65V174H64ZM67 177H68V176H67ZM72 177H73V176H72ZM124 177H125V176H124ZM139 177H140V176H139ZM139 177H138V178H139ZM142 177H143V176H142ZM175 177H176V175H175ZM175 177L172 176V178H175ZM177 177H178V175H177ZM188 177H189V176H188ZM190 177H191V174H190ZM190 177H189V178H190ZM201 177H202V176H201ZM204 177H205V176H204ZM231 177H232V175H231ZM231 177H229V178H231ZM234 177H235V176H234ZM241 177H242V176H241ZM263 177H264V176H263ZM32 178H33V177H32ZM32 178H30V179H32ZM37 178H38V177H37ZM52 178H53V177H52ZM65 178H66V177H65ZM76 178H78V177H76ZM125 178L127 179V177H125ZM155 178H157V177H155ZM178 178H179V177H178ZM214 178H215V177H214ZM236 178H237V177H236ZM249 178H250V177H249ZM6 179H7V178H6ZM9 179H10V178H9ZM9 179H8V180H9ZM12 179H13V178H12ZM34 179H35V178H34ZM34 179H33V180H34ZM57 179H58V178H57ZM59 179H60V178H59ZM104 179H105V178H104ZM115 179H116V178H115ZM143 179H144V178H143ZM153 179H154V178H153ZM200 179H201V178H200ZM203 179H204V178H203ZM215 179H217V178H215ZM241 179H242V178H241ZM244 179H245V178H244ZM247 179H248V178H247ZM4 180H5V179H4ZM8 180H7V181H8ZM13 180H14V179H13ZM18 180H19V179H18ZM33 180H32V181H33ZM35 180H36V179H35ZM37 180H38V179H37ZM37 180H36V181H37ZM48 180H49V179H48ZM113 180H114V179H113ZM135 180H136V179H135ZM146 180H147V179H146ZM157 180H158V179H157ZM167 180H168V179H167ZM169 180H170V179H169ZM169 180H168V181H169ZM174 180H175V179H174ZM212 180L214 181V179H212ZM238 180H240V178L237 179V181H238ZM245 180H246V179H245ZM245 180H244V181H245ZM105 181H106V180H105ZM111 181H112V180H111ZM111 181H108V182H111ZM117 181H119V180H117ZM137 181H138V180H137ZM165 181H166V180H165ZM190 181H191V183H192V180H190ZM196 181H197V180H196ZM198 181H199V180H198ZM203 181H204V180H203ZM215 181H216V180H215ZM220 181H221V180H220ZM223 181H224V179H223ZM223 181H222V182H223ZM228 181H229V180H228ZM228 181L226 180L225 182L227 183ZM235 181H236V180H235ZM252 181H253V180H252ZM27 182H28V181H27ZM78 182H79V181H78ZM112 182H113V181H112ZM133 182L136 184V181H133ZM133 182H132V184H133ZM170 182H171V181H170ZM176 182H177V181H176ZM180 182H181V181H180ZM216 182H217V181H216ZM216 182H215V183H216ZM225 182H224V183H225ZM233 182H234V181H233ZM240 182H241V181H240ZM245 182H246V181H245ZM250 182H251V181H250ZM254 182H255V181H254ZM24 183H25V182H24ZM31 183H32V184H36L37 182H36V183L31 182ZM73 183H74V181H73ZM120 183H121V182H120ZM122 183H123V182H122ZM151 183H152V182H151ZM154 183H155V182H154ZM154 183H153V184H154ZM156 183H157V182H156ZM203 183H204V182H203ZM203 183H202V184H203ZM213 183H214V182H213ZM224 183H223V184H224ZM237 183H238V182H237ZM246 183H247V182H246ZM7 184H8V183H6V185H7ZM27 184H28V183H27ZM88 184H89V183H88ZM108 184H109V183H108ZM116 184H117V182H116ZM116 184H115V185H116ZM124 184H125V183H124ZM148 184H149V183H148ZM159 184H160V183H159ZM172 184H174V183H172ZM186 184H188V183H186ZM199 184H200V182H199ZM244 184H245V183H244ZM250 184H252V183H250ZM254 184H255V183H254ZM4 185H5V184H4ZM9 185H11V184H9ZM25 185H26V184H25ZM118 185H119V184H118ZM118 185H117V188H116V189H118ZM120 185H121V184H120ZM129 185H130V184H129ZM146 185H147V184H146ZM146 185H145V186H146ZM161 185H162V186H161V188H162L164 185H163V184H161ZM178 185H179V184H178ZM204 185H205V184H204ZM228 185H229V188H230V186L232 187L233 184H232V185L228 184ZM228 185H227V187H228ZM237 185L240 186L241 184L238 183ZM252 185H253V184H252ZM255 185H256V184H255ZM260 185H261V184H260ZM33 186H34V185H33ZM131 186H132V185H131ZM135 186H137V184H136ZM149 186H150V185H149ZM156 186H157V185H156ZM159 186H160V185H159ZM165 186H166V185H165ZM165 186H164V189H165ZM174 186H175V185H174ZM190 186H191V184H190ZM222 186H223V185H222ZM241 186H243V185H241ZM245 186H246V185H245ZM257 186H258V185H256V188H257ZM6 187H7V186H6ZM10 187H11V186H10ZM35 187L37 188V186H35ZM35 187H34V188H35ZM93 187H94V186H93ZM114 187H116V186H114ZM129 187H130V186H129ZM194 187H195V186H194ZM197 187H199V186H197ZM219 187H220V186H219ZM227 187H226V188H227ZM253 187H255V186H253ZM258 187H259V186H258ZM13 188H17V187H13ZM31 188H32V186H31ZM36 188H35V189H36ZM105 188H106V187H105ZM109 188H110V187H109ZM132 188H134V187H132ZM137 188H139V183H138V187H137ZM142 188H143V187H142ZM142 188H141V189H142ZM148 188H149V187H148ZM153 188H154V187H153ZM157 188H158V186H157ZM168 188H170L169 185L166 187V189H168ZM175 188H176V187H175ZM182 188H183V187H181V189H182ZM192 188H193V187H192ZM202 188H203V185H202ZM206 188H207V186H206ZM208 188H209V187H208ZM226 188H223V189H226ZM229 188H227V189L229 190ZM239 188H240V187H239ZM112 189H114V188H112ZM123 189H124V187H123ZM123 189H122V192H123ZM164 189H163V191H164ZM188 189H191V188H188ZM188 189H187V191H188ZM195 189H196V188H195ZM210 189H211V188H210ZM213 189H214V188H213ZM227 189H226V190H227ZM250 189H251V188H250ZM254 189H255V188H254ZM260 189H261V188H260ZM263 189H264V188H263ZM17 190L19 191V189H17ZM17 190L15 189L16 192H17ZM27 190H28V188H27ZM118 190H119V189H118ZM118 190H117V191H118ZM120 190H121V189H120ZM135 190H136V189H135ZM137 190H138V189H137ZM173 190H174V189H173ZM173 190H172V191H173ZM179 190H180V189H179ZM179 190H178V188H177V191H179ZM184 190H185V189H184ZM192 190H193V189H192ZM200 190H201V189H200ZM203 190L205 191V189H203ZM239 190H240V189H239ZM241 190H242V188H241ZM241 190H240V191H241ZM246 190L248 191V189H246ZM252 190H253V189H252ZM15 191H14V192H15ZM22 191H23V190H22ZM29 191H30V190H29ZM31 191L33 192L32 189H31ZM31 191H30V192H31ZM103 191H104V190H103ZM124 191H125V190H124ZM131 191H132V190H131ZM138 191H139V190H138ZM143 191H145V189H143ZM159 191H160V190H159ZM161 191H162V190H161ZM165 191H166V190H165ZM168 191H169V190H168ZM172 191H171V193H174V194L177 193L176 191H175V192H172ZM189 191H190V190H189ZM195 191H196V190H195ZM197 191H198V190H197ZM208 191L210 192L211 190H208V189H207V192H208ZM230 191H231V189H230ZM230 191H229V192L227 191V192L230 193ZM234 191H235V190H234ZM234 191L232 190V192H234ZM12 192H13V191H12ZM23 192H24V191H23ZM30 192H29V193H30ZM45 192H46V191H45ZM122 192H120V193H122ZM126 192H128L129 195H130V193H131V192H129L128 190H126ZM152 192L155 193V191H152ZM152 192H151V193H152ZM157 192H158V191H157ZM157 192H156V193H157ZM227 192H226V193H227ZM232 192H231V193H232ZM244 192H246V191H244ZM251 192H252V191H251ZM4 193H5V192H4ZM26 193H28V192H26ZM29 193H28V194H29ZM103 193H104V192H103ZM110 193H111V192H110ZM132 193H133V192H132ZM169 193H170V192H169ZM171 193H170V194H171ZM180 193H181V190H180ZM212 193H214V191L211 192V194H212ZM217 193H220V192H217ZM235 193H236V192H235ZM238 193H240V192H238ZM255 193H256V192H255ZM1 194H3V193H1ZM19 194H20V192H19ZM24 194H25V193H24ZM24 194H23V195H24ZM38 194H39V192H38ZM122 194L124 195L125 193L123 192ZM133 194H134V193H133ZM144 194H145V193H144ZM177 194H179V192H178ZM177 194H175V196H178ZM184 194L186 195L185 192H184ZM200 194H201V193H200ZM233 194H234V193H233ZM248 194H249V193H248ZM256 194H257V193H256ZM259 194H260V193H259ZM261 194H262V193H261ZM261 194H260V196H263V195H261ZM26 195H27V194H25V196H26ZM115 195H116V194H115ZM134 195H136V194H134ZM145 195L147 196V193H146ZM182 195H183V194H182ZM196 195H197V194H195V196H196ZM198 195H199V194H198ZM198 195H197V196H198ZM218 195H219V194H218ZM235 195H236V194H235ZM246 195H247V194H246ZM251 195H253V194H251ZM2 196H3V195H2ZM29 196H31V194L28 195V197H29ZM46 196H47V195H46ZM55 196H56V194H55ZM124 196H125V195H124ZM131 196H132V195H131ZM131 196H130V197H131ZM141 196H142V195H141ZM152 196H153V195H152ZM188 196H189V195H188ZM190 196H191V195H190ZM192 196H194V195H192ZM211 196H212V195H211ZM213 196H217V195H213ZM227 196H228V194H227ZM231 196H232V195H231ZM239 196H240V194H239ZM244 196H245V195H243V197H244ZM257 196H258V199H259V195H258V194H257ZM31 197H32V196H31ZM76 197H77V196H76ZM103 197H104V196H103ZM106 197H107V196H106ZM110 197H112V196H110ZM110 197H109V198H110ZM117 197H118V196H117ZM125 197H126V196H125ZM127 197H128V194H127ZM166 197H167V196L165 195V198H166ZM184 197H187V196H184ZM184 197L182 196L183 200L186 199V198H184ZM203 197H205V196H203ZM208 197H210V196H208ZM208 197H207V198H208ZM217 197H219V196H217ZM250 197H251V196H250ZM40 198H41V197H39V199H40ZM87 198H88V197H87ZM109 198H108V199H109ZM115 198H116V197H115ZM135 198H136V197H135ZM145 198H146V197H145ZM151 198H153V197H151ZM154 198H156V197L154 196ZM163 198H164V196H163ZM163 198H162V200H163ZM165 198H164V199H165ZM182 198H181V199H182ZM188 198H189V197H188ZM188 198H187V199H188ZM190 198H191V197H190ZM190 198H189V199H190ZM192 198H194V197H192ZM195 198H196V197H195ZM211 198H212V197H211ZM234 198H235V197H234ZM237 198L239 199L238 196H237ZM247 198H248V197H247ZM263 198H264V197H263ZM117 199H118V198H117ZM123 199H124V198H123ZM131 199H132V197H131ZM147 199H148V198H147ZM147 199H146V201H147ZM166 199H167V198H166ZM176 199H177V198H176ZM216 199L219 200L220 198H216ZM222 199H223V198H222ZM260 199H261V198H260ZM0 200H2V199H0ZM72 200H73V199H72ZM95 200H96V199H95ZM127 200H129V199L127 198ZM152 200H153V199H152ZM157 200H158V198H157ZM177 200H178V199H177ZM203 200H205V199L203 198ZM209 200H210V199H209ZM209 200H208V201H209ZM218 200H217V201H218ZM227 200H228V199H227ZM13 201H14V200H13ZM21 201H22V200H21ZM23 201H25V199H24ZM39 201H40V200H39ZM41 201H42V200H41ZM108 201H109L110 204H111V201H110V200H108ZM179 201H180V200H179ZM200 201H201V200H200ZM220 201H221V200H219V202H220ZM231 201H232V200H231ZM242 201H244V200L242 199ZM249 201H250V200H249ZM255 201H256V199L254 200V202H255ZM11 202H12V201H11ZM54 202H55V201H54ZM98 202H99V201H98ZM106 202H107V201H106ZM116 202H117V201H116ZM175 202H176V201H175ZM189 202H190V201H189ZM191 202H192V201H191ZM214 202H215V201H214ZM221 202H222V201H221ZM235 202H237V201H235ZM239 202H240V201H239ZM258 202H260V201H257V203H258ZM0 203H1V202H0ZM4 203H5V202H4ZM12 203H13V202H12ZM70 203H71V202H70ZM90 203H91V202H90ZM124 203H125V202H124ZM149 203H150V202H149ZM197 203L199 204V202H196V204H197ZM231 203H232V202H231ZM233 203H234V202H233ZM36 204H37V203H36ZM39 204H40V203H39ZM56 204H57V203H56ZM79 204H80V203H79ZM82 204H83V203H82ZM96 204H97V203H96ZM177 204H178V202H177ZM182 204H183V203H182ZM189 204H190V203H189ZM189 204H188V205H189ZM191 204H192V203H191ZM196 204H193V205H196ZM198 204H197V205H198ZM215 204H216V202H215ZM215 204H214V206H215ZM226 204H228V202H226ZM238 204H239V203H238ZM250 204H251V203H250ZM254 204H255V203H254ZM1 205H2V204H1ZM18 205H19V204H18ZM88 205H89V203H88ZM107 205H108V204H107ZM120 205H123V204H120ZM139 205H140V203H139ZM149 205H150V204H149ZM160 205H161V204H160ZM201 205H202V203H201ZM201 205L198 206V207L200 208ZM204 205H205V204H204ZM235 205H236V204H235ZM243 205H244V204H243ZM252 205H253V204H252ZM35 206H36V205H35ZM95 206H96V205H95ZM179 206H180V205H179ZM182 206H183V205H182ZM219 206H220V205H219ZM244 206H245V205H244ZM249 206H251V205H249ZM253 206H254V205H253ZM260 206H261V205H260ZM8 207H9V205H8ZM10 207H11V206H10ZM28 207H29V206H28ZM114 207H116V206H114ZM129 207H130V206H129ZM183 207H185V206H183ZM192 207H193V206H192ZM198 207L196 206V209H197ZM224 207H226V206H224ZM236 207H237V206H236ZM238 207H239V206H238ZM241 207H243V206H241ZM247 207H248V205H247ZM25 208H27V207H25ZM85 208H86V207H85ZM96 208H97V207H96ZM98 208H99V207H98ZM100 208H102V207L100 206ZM107 208H108V207H107ZM120 208H121V207H120ZM132 208H133V207H132ZM194 208H195V207H194ZM194 208H193V209H194ZM199 208H198V209H199ZM217 208H218V207H217ZM254 208H255V207H254ZM4 209H5V208H4ZM23 209H24V208H23ZM72 209H74V208H72ZM75 209H76V208H75ZM82 209H83V208H82ZM114 209H115V208H114ZM130 209H131V208H130ZM142 209H143V208H142ZM182 209H183V208H182ZM186 209H187V208H186ZM204 209H205V208H204ZM211 209H212V207H211ZM213 209H214V208H213ZM227 209H228V208H227ZM227 209H226V210H227ZM230 209H232V208H230ZM230 209H229V210H230ZM239 209H240V208H239ZM259 209H260V208H259ZM259 209H258V210H259ZM262 209H263V208H262ZM1 210H2V209H1ZM18 210H19V209H18ZM61 210H62V208H61ZM97 210H98V209H97ZM155 210H157V209H155ZM190 210H192V209H190ZM234 210H235V209H234ZM242 210H243V209H242ZM258 210H257V211H258ZM36 211H37V210H36ZM98 211H99V210H98ZM131 211H132V210H131ZM180 211H182V210H180ZM193 211H195V210H193ZM208 211H209V210H208ZM223 211H224V210H223ZM252 211H253V210H252ZM254 211H255V210H254ZM257 211H255V212H257ZM0 212H1V211H0ZM63 212H64V211H63ZM65 212H66V211H65ZM169 212H170V211H169ZM200 212H201V211H199V213H200ZM206 212H207V211H206ZM209 212H210V211H209ZM220 212H221V211H220ZM238 212H239V211H238ZM12 213H13V212H12ZM100 213H101V212H100ZM130 213H132V212H130ZM130 213H129V214H130ZM133 213H134V212H133ZM133 213H132V214H133ZM184 213H185V212H184ZM193 213H194V212H193ZM214 213H215V212H214ZM218 213H219V212H217L216 214H218ZM241 213H243V212H241ZM9 214H11V213H9ZM56 214H57V213H56ZM109 214H110V213H109ZM144 214H145V213H144ZM172 214H173V213H172ZM187 214H188V213H187ZM223 214H224V213H223ZM245 214H246V213H245ZM247 214H249V213H247ZM256 214H257V213H256ZM0 215H1V214H0ZM2 215H3V214H2ZM5 215H6V214H5ZM20 215H21V214H20ZM106 215H107V214H106ZM133 215H134V214H133ZM189 215H190V214H189ZM196 215H197V214H196ZM210 215H211V217H212V214H211V213H210ZM213 215H214V214H213ZM224 215H225V214H224ZM224 215H223V216H224ZM236 215H237V214H236ZM10 216H11V215H10ZM14 216H15V215H14ZM111 216H112V215H111ZM135 216H136V215H135ZM187 216H188V215H187ZM192 216H193V215H192ZM214 216H215V215H214ZM225 216H226V215H225ZM225 216H224V217H225ZM227 216H228V215H227ZM250 216H251V215H250ZM0 217H1V216H0ZM2 217H3V216H2ZM5 217H6V216H5ZM19 217H20V216H19ZM19 217H18V218H19ZM88 217H90V216H88ZM107 217H109V216H107ZM204 217H206V216H204ZM211 217H210V218H211ZM232 217H233V216H232ZM20 218H21V217H20ZM90 218H91V217H90ZM187 218H188V217H187ZM210 218H209V219H210ZM222 218H223V217H222ZM226 218H228V217H226ZM229 218H230V217H229ZM63 219H64V218H62V220H63ZM77 219H78V218H77ZM181 219H182V218H181ZM194 219H195V221H196V220L198 221V218H194ZM205 219H206V218H205ZM224 219H225V218H224ZM236 219H237V218H236ZM238 219H239V218H238ZM246 219H247V218H246ZM20 220H21V219H20ZM64 220H66V219H64ZM101 220H102V219H101ZM114 220H115V219H114ZM124 220H125V219H124ZM190 220H191V218H190ZM201 220H202V218H201ZM207 220H208V219H207ZM207 220H206V221H207ZM215 220H216V219H215ZM218 220H220V219H218ZM248 220H249V219H248ZM253 220H254V219H253ZM257 220H258V219H257ZM2 221H3V220H2ZM5 221H7V220H5ZM181 221H182V220H181ZM193 221H194V220H193ZM195 221H194V222H195ZM203 221H204V220H203ZM226 221H227V220H226ZM233 221H234V220H233ZM235 221H236V220H235ZM237 221H238V220H237ZM243 221H244V220H243ZM8 222H9V221H8ZM84 222H85V221H84ZM100 222H101V221H100ZM190 222H191V221H190ZM204 222H205V221H204ZM209 222H210V221H209ZM209 222H208V223H209ZM212 222H213V221H212ZM241 222H242V221H240L239 223H241ZM248 222H249V221H248ZM5 223H7V222H5ZM19 223H20V222H19ZM19 223H18V224H19ZM27 223H28V222H27ZM80 223H81V222H80ZM227 223H228V221H227ZM231 223H232V222H231ZM249 223H254V222H249ZM0 224H2V223H0ZM7 224H8V223H7ZM60 224H61V223H60ZM75 224H76V223H75ZM180 224H181V223H180ZM209 224H210V223H209ZM209 224H207V225H209ZM211 224H212V223H211ZM211 224H210V225H211ZM214 224H215V223H214ZM214 224H212V225H214ZM245 224H246V223H245ZM5 225H6V224H5ZM10 225H11V224H10ZM10 225H9V226H10ZM61 225H62V224H61ZM67 225H68V224H67ZM73 225H74V223L72 224V226H73ZM212 225H211V226H212ZM215 225H217V224H215ZM229 225H230V224H229ZM232 225H234V224H231V226H232ZM241 225H242V224H241ZM3 226H4V225H3ZM13 226H15V225H13ZM70 226H71V225H70ZM72 226H71V227H72ZM78 226H79V225H78ZM78 226H77V227H78ZM84 226H87V225L85 224ZM190 226H191V223H190ZM194 226H195V225H194ZM239 226H240V225H239ZM245 226H248V225H245ZM255 226H256V225H255ZM258 226H259V225H258ZM260 226H261V225H260ZM260 226H259V227H260ZM15 227H16V226H15ZM25 227H26V226H25ZM57 227H58V226H57ZM87 227H88V226H87ZM164 227H166V226H164ZM183 227H184V226H183ZM199 227H200V226H199ZM203 227H204V226H203ZM217 227H220V226H217ZM242 227H243V226H242ZM6 228H8V227H6ZM187 228H188V227H187ZM191 228H192V227H191ZM204 228H205V227H204ZM207 228H208V227H207ZM222 228H223V227H222ZM224 228H225V226H224ZM230 228H231V227H230ZM232 228H233V226H232ZM252 228H253V227H252ZM261 228H262V226H261ZM8 229H10V228H8ZM8 229H7V230H8ZM31 229H33V228H31ZM53 229H54V227H53ZM53 229H52V230H53ZM71 229H72V228H71ZM226 229H227V227H226ZM257 229H258V228H257ZM10 230H11V229H10ZM66 230H67V228H66ZM87 230H89V229H87ZM111 230H112V228H111ZM137 230H138V229H137ZM191 230H193V229H190V231H191ZM205 230H206V228H205ZM212 230H213V234H214V229H212ZM212 230H211V231H212ZM215 230H216V229H215ZM220 230H221V229H220ZM235 230H236V229H235ZM238 230H239V229H238ZM244 230L247 231V227H246V229L244 228ZM249 230H250V229H249ZM20 231H21V230H20ZM53 231H54V230H53ZM74 231H75V227H74ZM78 231H79V230H78ZM78 231H75V233L78 232ZM81 231H82V230H81ZM170 231H172V229H171ZM187 231H188V230H187ZM193 231H194V230H193ZM195 231H196V230H195ZM198 231H199V230H198ZM221 231H222V230H221ZM230 231H231V230H230ZM233 231H234V230H233ZM236 231H237V230H236ZM254 231H255V229H254ZM0 232H3V231H0ZM14 232H15V231H14ZM64 232H65V231H64ZM79 232H80V231H79ZM79 232H78V233H79ZM153 232H154V231H153ZM216 232H217V231H216ZM226 232H227V231H226ZM237 232H238V231H237ZM6 233H7V232H6ZM8 233H9V232H8ZM15 233H16V232H15ZM22 233H23V232H22ZM37 233H38V232H37ZM80 233H82V232H80ZM86 233H87V232L85 231V234H86ZM186 233H187V232H186ZM203 233H204V234L206 233V232H204V229H203ZM203 233H202V234H203ZM231 233H232V232H231ZM242 233H245V231L242 232ZM247 233H248V231H247ZM255 233H256V232H254V234H255ZM258 233H259V232H258ZM50 234H51V233H50ZM50 234H46V236H49ZM73 234H74V233H73ZM204 234H203V235H204ZM234 234H235V233H234ZM234 234H232L231 237H233ZM77 235H78V234H77ZM88 235H90V234H88ZM192 235H193V234H192ZM208 235H209V233H208ZM210 235H211V234H210ZM235 235H238V233L235 234ZM235 235H234V236H235ZM248 235H249V234H248ZM250 235H251V233H250ZM27 236H28V235H27ZM51 236H52V235H51ZM61 236H62V235H61ZM79 236H82V235L80 234ZM91 236H92V235H91ZM199 236H201V234H200ZM214 236H215V235H214ZM214 236H213V238H214ZM222 236H223V235H222ZM238 236H239V235H238ZM242 236H243V235H242ZM244 236H246V235H244ZM53 237H54V235H53ZM77 237H78V236H77ZM83 237H84V236H82V239H83ZM189 237H190V236H189ZM201 237H202V236H201ZM206 237H207V236H206ZM252 237H254V235H252ZM255 237H256V236H255ZM2 238H3V236H2ZM19 238H22V237L19 236ZM47 238H48V237H47ZM47 238L45 237V239H47ZM54 238H55V237H54ZM62 238H65V237H62ZM68 238H69V237H68ZM72 238H73V237H72ZM84 238H85V237H84ZM190 238H191V237H190ZM213 238H212V239H213ZM221 238H222V237H221ZM223 238H224V237H223ZM242 238H243V237H242ZM242 238H241V239H242ZM250 238H251V236H250ZM262 238H263V237H262ZM0 239H1V238H0ZM43 239H44V238H43ZM51 239H52V237H51ZM58 239H59V238H58ZM73 239H74V238H73ZM91 239H92V238H91ZM100 239H101V238H100ZM178 239H179V238H178ZM203 239H204V238H203ZM227 239H228V238H227ZM230 239H231V238H230ZM230 239H229L228 241H230ZM237 239H238V238H237ZM245 239H246V238H245ZM252 239H254V238H252ZM1 240H2V239H1ZM21 240H22V239H21ZM48 240H50V239H48ZM53 240H54V239H53ZM55 240H57V239H55ZM63 240H64V239H63ZM63 240H61V241H63ZM67 240H68V239H67ZM139 240H141V239L139 238ZM214 240H216V238H214ZM221 240H222V239H221ZM231 240H232V239H231ZM239 240H240V237H239ZM243 240H244V239H243ZM243 240H242V241H243ZM247 240H249V238H247ZM250 240H251V239H250ZM255 240H257V239H255ZM259 240H261V238H260ZM262 240H263V239H262ZM17 241H19V240H16V241H14V242H17ZM29 241H30V240H29ZM51 241H52V240H51ZM257 241H258V240H257ZM14 242H13V246L15 245ZM19 242H20V241H19ZM40 242H41V241H40ZM63 242H64V241H63ZM74 242H76V241H74ZM74 242H73V243H74ZM134 242H135V241H134ZM144 242H145V241H144ZM195 242H196V241H195ZM207 242H208V241H207ZM210 242H211V241H210ZM231 242H232V241H231ZM247 242H248V241H247ZM17 243H18V242H17ZM26 243H27V242H26ZM50 243H51V242H50ZM55 243H56V242H55ZM55 243H54V244H55ZM65 243H66V242H65ZM76 243H77V242H76ZM151 243H152V242H151ZM212 243H213V242H212ZM240 243H241V242H240ZM243 243H244V242H243ZM260 243H261V241H260ZM23 244H24V243H23ZM27 244H28V243H27ZM57 244H58V243H57ZM57 244H56V245H57ZM63 244H64V243H63ZM70 244H71V243H70ZM208 244H209V243H208ZM210 244H211V243H210ZM210 244H209V245H210ZM228 244H229V243H228ZM228 244H227V245H228ZM230 244H231V243H230ZM233 244H235V242H234ZM261 244H263V243H261ZM0 245H1V244H0ZM19 245H20V244H19ZM67 245H68V244H67ZM75 245H76V244H75ZM129 245H130V244H129ZM186 245H187V244H186ZM197 245H198V244H197ZM204 245H205V244H204ZM209 245L206 246V247H209ZM211 245H213V244H211ZM214 245H216V243H215ZM235 245H237V244H235ZM253 245H254V244H253ZM258 245H260V244H258ZM23 246H24V245H23ZM36 246H37V245H36ZM38 246H39V243H38ZM58 246H59V245H58ZM68 246L70 247V245H68ZM78 246H79V245H78ZM83 246H84V244H83ZM93 246H94V244H93ZM109 246H110V245H109ZM109 246H108V247H109ZM241 246H242V245H241ZM243 246H244V245H243ZM250 246H251V245H250ZM262 246H263V245H262ZM262 246H261V247H262ZM20 247H22V245H21ZM41 247H42V245H41ZM51 247H54V246L52 245V246H50L49 248H51ZM63 247H64V246H63ZM87 247H88V246H87ZM89 247H90V246H89ZM95 247H96V246H95ZM118 247H119V246H118ZM226 247H227V246H226ZM239 247H240V246H239ZM10 248H11V247L9 246V249H10ZM14 248H15V246H14ZM44 248H45V247H44ZM55 248H56V247H55ZM61 248H62V247H61ZM64 248H65V247H64ZM64 248H63V249H64ZM74 248H75V246H74ZM80 248H81V247H80ZM195 248H196V247H195ZM201 248H202V246H201ZM210 248H212V247H210ZM220 248H224V247H220ZM247 248H248V247H246V249H247ZM249 248H250V247H249ZM249 248H248V249H249ZM252 248L254 249V251L257 250V249L255 250L254 247H252ZM256 248H257V247H256ZM258 248H260V247H258ZM1 249H2V248H1ZM1 249H0V250H1ZM11 249H12V248H11ZM42 249H43V248H42ZM42 249H41V250H42ZM51 249L53 250V248H51ZM51 249H50V250H51ZM65 249H66V248H65ZM70 249H71V248H70ZM81 249H82V248H81ZM231 249H232V248L229 247L228 250L230 251ZM236 249H237V248H236ZM253 249H252V250H253ZM7 250H8V249H7ZM20 250H22V249H20ZM29 250H30V249H29ZM39 250H40V249H39ZM39 250H38V251H39ZM44 250H46V248H45ZM55 250H56V249H55ZM55 250L53 251V253H55ZM86 250H87V249H86ZM208 250H210V249L208 248ZM215 250H216V249H215ZM222 250H223V249H222ZM252 250H251V251H252ZM260 250H262V249H260ZM263 250H264V249H263ZM2 251H3V250H2ZM15 251H17V250H15ZM22 251H23V250H22ZM38 251H37V252H38ZM57 251H58V250H57ZM67 251H68V249H67ZM77 251H78V250H77ZM129 251H130V250H129ZM219 251H220V249H219ZM233 251H234V250H233ZM251 251H250V252H251ZM11 252H13V251H11ZM50 252H51V251H50ZM83 252H84V251H83ZM124 252H125V251H124ZM198 252H199V251H198ZM201 252H202V251H201ZM209 252H210V251H208V253H209ZM211 252H212V251H211ZM231 252H232V251H231ZM234 252H235V251H234ZM238 252H239V250H238ZM240 252H241V251H240ZM240 252H239V253H240ZM246 252H248V251H246ZM252 252H253V251H252ZM257 252H258V251H257ZM8 253H10V252L8 251ZM13 253H15V252H13ZM13 253H10V254H13ZM30 253H32V252H30ZM30 253H28V254H30ZM48 253H49V252H48ZM117 253H118V252H117ZM208 253H207V254H208ZM213 253H214V251H213ZM217 253H218V252H217ZM219 253H221V252H219ZM259 253H261V252H258V254H259ZM262 253H263V252H262ZM0 254H1V252H0ZM23 254H24V253H23ZM25 254H26V253H25ZM28 254H27V255H28ZM50 254H51V253H50ZM55 254H56V253H55ZM61 254H62V253H61ZM61 254H60V255H61ZM83 254H84V253H83ZM122 254H123V253H122ZM224 254H225V253H224ZM231 254H232V253H231ZM236 254H237V253H236ZM244 254H245V250H244ZM16 255H17V254H16ZM62 255H64V254H62ZM72 255H73V254H72ZM162 255H163V254H162ZM167 255H168V254H167ZM204 255H205V254H204ZM255 255H256V253H255ZM255 255H254V256H255ZM24 256H25V255H24ZM28 256H29V255H28ZM30 256H31V254H30ZM66 256H67V255H66ZM234 256H235V255H234ZM237 256H238V255H237ZM251 256H252V255H251ZM251 256H250V257H251ZM256 256H258V255H256ZM260 256H261V255H260ZM260 256H259V257H260ZM7 257H8V255H7ZM9 257L11 258V257H13V256H10V255H9ZM15 257H16V256H15ZM22 257H23V256H22ZM47 257H48V256H47ZM224 257H225V256H224ZM226 257H227V256H226ZM226 257H225V258H226ZM10 258H8V259H10ZM20 258H21V257H20ZM20 258H19V259H20ZM44 258H45V257H44ZM49 258H50V257H49ZM53 258H55V257H53ZM53 258H52V259H53ZM62 258H63V257H62ZM64 258H67V257H64ZM80 258H81V257H80ZM140 258H141V257H140ZM225 258H224V259H225ZM227 258H228V257H227ZM242 258H243V257H242ZM242 258H241V259H242ZM247 258H248V257H247ZM1 259H2V258H1ZM13 259H14V258H13ZM57 259H58V258H57ZM199 259H200V258H199ZM202 259H203V258H202ZM213 259H214V258H212V260H213ZM253 259H254V258H253ZM255 259H256V258H255ZM258 259H259V258H258ZM261 259L263 260L264 258L262 257ZM3 260H4V259H3ZM5 260H6V259H5ZM5 260H4V262H5ZM16 260H17V257H16ZM196 260H197V259H196ZM196 260H195V261H196ZM206 260H207V259H206ZM215 260H216V258H215ZM220 260H221V259H220ZM237 260H238V259H237ZM237 260H236V261H237ZM243 260H244V259H243ZM251 260H252V259H251ZM17 261H18V260H17ZM28 261H29V260H28ZM46 261H48V260H46ZM62 261H63V260H62ZM62 261H60V262H62ZM65 261H66V260H65ZM68 261H70V259H69ZM76 261H77V260H76ZM76 261H75V262H76ZM166 261H167V259H166ZM226 261H227V260H226ZM239 261H240V260H239ZM254 261H255V260H254ZM257 261H258V260H257ZM13 262H14V261H13ZM40 262H41V261H40ZM43 262H44V261H43ZM108 262H109V261H108ZM174 262H175V261H174ZM205 262H206V261H205ZM241 262H242V260L240 261V264H241ZM259 262H261V261L259 260ZM0 263L2 264V261H1ZM17 263H18V262H17ZM17 263H15V264H17ZM36 263H37V262H36ZM38 263H39V262H38ZM45 263H46V262H45ZM112 263H113V261H112ZM126 263H127V262H126ZM206 263L208 264V261H207ZM219 263H220V262H219ZM243 263H244V261H243ZM10 264H11V263H10ZM39 264H40V263H39ZM61 264H62V263H61ZM90 264H91V263H90ZM104 264H105V263H104ZM142 264H143V263H142ZM195 264H196V263H195ZM198 264H199V263H198ZM226 264H227V263H226ZM257 264H258V263H257ZM259 264H261V263H259Z\"/></svg>","mask_w":264,"mask_h":264}]
</instances>
